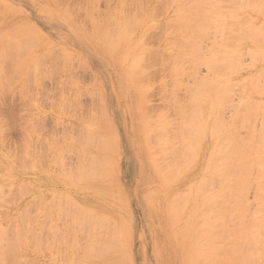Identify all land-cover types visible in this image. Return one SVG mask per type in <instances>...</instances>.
Listing matches in <instances>:
<instances>
[{
	"label": "rangeland",
	"instance_id": "rangeland-1",
	"mask_svg": "<svg viewBox=\"0 0 264 264\" xmlns=\"http://www.w3.org/2000/svg\"><path fill=\"white\" fill-rule=\"evenodd\" d=\"M53 1L54 0H27L26 1L27 4H25V7H23L20 3L15 2V0H0V122H3L4 120L9 121V122H17V125L19 126V127L17 126L16 129H12V130L0 128V138L4 136V133H6V136L8 135V133L19 135L21 137V139L19 140V142H17L16 144H14L12 146L11 152L14 154H20L22 156L21 157L22 162H24L25 165H27L28 162L33 164L32 166H30V169H28V170H31L33 173H34V171L39 170V172L41 171L40 174H42V175H48V174L54 175L56 180H57V183L59 182L62 184V186H59L53 192L47 193L46 196H44V194H41L38 198H36L38 200H35L33 203L34 205H35V203L37 205L39 203L36 215L38 217L45 218V220L43 222H48L47 224H44V225L40 224L38 226V228H39V231H38L39 232V244H40L39 254H42V252L45 254L46 253L45 251H47V256H49V259H50L49 264H79V263L80 264H103V262H106V261L107 262L104 264H122L123 262H125L126 264H129L131 257L133 260V264H189L190 262H191L190 264H193L192 263V262H194L193 260H195V259L197 260V258H200V257H198L199 255H202L201 257H203L202 258L203 260L198 259L197 261H195V264H198L196 262H199V263L201 262L202 264H203V262L209 263L211 261H208V259L212 260L213 257H215V260L212 261L213 263L217 262V264L218 263L219 264L220 263L225 264L223 261L227 258L226 264H233L231 258H233L235 255H237L236 251L235 252L232 251L236 248V247H234L235 244L238 247L237 243H239V244L241 243L242 245L240 244L241 246L240 245L239 246L242 247V246H244L243 245L244 241L247 244L250 241H252L251 243H253L255 241L254 243L255 244L257 243V245H258L257 248H259V246L262 245V243L258 237L259 234L255 235V233L253 234L252 232L249 234V231H252V229H253L254 232H257L254 229L255 224H250V223H252V221H253L251 219L252 218L254 219L253 214L258 212V210H257L258 206L256 203H258V201L259 202L262 201L264 203V196L261 195V194L264 195V190L260 189V188L263 189V187H261V186H264V177H263L264 169L262 170V168L264 167V157H263V155H264V153H263L264 152V149H263L264 148V136L263 135H264V133L262 132V130H263L262 128L264 125H261V123H262L261 121L264 120V115L261 114V112L264 114V109L262 106V105H264V0H216V1L214 0L213 1L214 6H212V4H209V5H211V7H208L209 6L208 3L210 1V0H208L207 5H206V2H205V4L202 2L204 4V6H202V4H201V6L196 5L195 6L196 8L198 7L200 9V11L203 9L204 12L208 11L207 8H210L209 11L211 13L209 11L206 12L207 15H209V17H210V14L213 15L215 12V15H213L214 17L211 16L210 21H209V18H205V17L203 19H201L204 22L206 21V23L209 22V25H210V23L212 25H213V23H215L214 25L216 26V28H214L215 27L214 25L213 26L211 25L212 26L211 27L207 23L208 28L206 26H203L204 27L203 30L201 29L203 27L200 28L203 31V32H201L202 37H203V35L204 36L209 35V34L213 35V33H211L212 29H215V31H216L215 35L211 36V37H213L214 40L210 39L209 41H211V42H209L207 40V37H205L206 39L204 41L201 39L203 41L202 45H201V41L199 40L200 38H202L200 35L196 34L199 36L198 40H196L197 38L193 40V38H191V37H194V38L196 37L195 33L200 31L199 29H197L198 28L197 26L198 25L200 26V24L203 25V22L200 19H197V21L200 20V22L198 23L197 26L195 25L196 22L193 25L192 24L190 25L189 22H191L192 20H190L189 18L191 17L190 14L192 15V12L196 13V16H197L198 13L201 14V12H203V11L197 12L196 10H194L193 9L194 5H192V3L188 4L187 6L181 7V5L179 3L183 2L184 0H181V1L176 0V1H178V2H176V4H175V0H173V4H171V6H169V7L167 5V2L169 0H167V1H165V0H141L140 1L139 0L140 2L138 0H130V2H128L129 0H112V1L111 0H107V1L106 0H82V1L77 0V2H76V0H61V2L59 0H58L59 2L57 0H55L58 3L55 1L53 2ZM83 1H85V3ZM98 1H100V2H98ZM132 1H134L133 2L134 6L131 4ZM186 1L184 3H186ZM196 1L199 2L202 0H199V1L195 0V2H193V4H195ZM205 1H207V0H205ZM80 2H81L83 7L82 6L79 7L78 3L80 4ZM190 2H191V0L189 1V3ZM68 3L72 4L73 6H71ZM74 3L76 5H74ZM139 3H141V6L138 5ZM164 3H166V4H164ZM177 3L179 4V7H180V8L178 7L180 9V10L178 9V11H177V6H178ZM83 4H85V5H83ZM104 4H105V6H104ZM136 4L140 8L137 7ZM196 4H198V3H196ZM68 5L71 7H69ZM165 5H167V6L165 7ZM75 6H77L76 8L78 9V11L75 8ZM190 7H192V10H194V11L191 12ZM86 8H87V10H86ZM187 8H189L190 10ZM211 8L213 9V14H212ZM79 9H82L81 11H83L84 13L79 12L80 11ZM136 9L137 10L140 9L139 14L142 13V14H140L142 16H140L137 13L139 10L137 11ZM175 9H176V11L173 13L172 11ZM186 9L190 11L189 14L187 13L189 11L186 12L187 14L185 12H184L185 14L184 13L180 14V12H183ZM58 10H60L61 12ZM84 10L88 13H86ZM62 11H64V12L62 13ZM98 11H100V12H98ZM101 12H104L103 15L101 14ZM161 12H163L164 14L163 13L161 14ZM65 13L68 15H66ZM86 14L87 15L89 14L88 17L86 16ZM177 14H178V16H177ZM179 14H180V16H179ZM200 14L198 15V17H200ZM205 14H203V16H206ZM64 15H66V16L64 17ZM153 15L154 16L157 15V17H154ZM185 15H187V16H185ZM188 15L190 17H188ZM76 16H77V18H76ZM81 16H82V18L84 17V19H82ZM111 16L113 19L111 18ZM182 16H184L185 19L183 18L182 20H180L181 18H179V17H182ZM126 17H127V19H125ZM193 17H195V15ZM212 18L214 19L213 21H212ZM37 19H39V21L41 20V21L46 22L47 25L50 27H53L52 24L56 25V29H58V31L56 32L55 29H53V31L51 30L52 32H56V36L53 37L52 35H48V33L43 28L40 29L35 24V22H37ZM176 19H178L180 22L185 23L184 28L186 25L188 26V24H189L187 29L186 28L184 29L183 27L181 28L183 23L181 24V26L176 24V25H178V27H175L176 25H174V24L178 22V20H176ZM194 19L195 20H193V21H196V18H194ZM75 20H77V21H75ZM126 20H127V22H126L127 24L128 23L130 24L133 21H135L136 26L134 23H133L134 25L132 24L133 27L135 26V28H132L133 31L131 30V28L129 30L130 26H126L127 24H124L125 23L124 21H126ZM173 20L175 21V23ZM112 21H113V23H112ZM166 22H169V23H166ZM191 23H193V22H191ZM206 23H204V24H206ZM223 23L228 27H226ZM121 24H122V26H121ZM162 24H163V26H162ZM118 26H119V28H118ZM161 26L162 27L165 26L164 29ZM27 27H29V28L26 29ZM89 27H90V29H89ZM123 27H125V28H123ZM220 27H222V29ZM95 28H96V30H95ZM160 28H162V29H160ZM23 29H24V31H23ZM190 29H192V30H190ZM194 29H196V30H194ZM83 30L85 32H83ZM119 30H120V32H119ZM126 30L131 31V33L129 31H126ZM166 30H168V33H165V32H167ZM207 30L208 31L210 30V31L208 32ZM221 30H222V33H221ZM71 31L78 33V37L75 34H73ZM19 32H20V34H19ZM125 32H129V35H130V36L128 35L129 38L127 37V35H125ZM17 33H18V35H16ZM22 33H24V34H22ZM120 33H121V35H120L121 37L119 36V38H120L119 39L117 36ZM122 33H124V34H122ZM188 33H190V34L188 35ZM34 34H36V35H34ZM164 34H166V35L164 36ZM199 34H200V32H199ZM240 34L242 35V37H240L241 36ZM250 34H251V36L249 37ZM12 35H13V37H12ZM37 35H39V37H41V38H38ZM124 37H126V38H124ZM24 38H25V40H24ZM160 38L162 39L161 41H160ZM46 39H48V40H46ZM63 39H67V40H63ZM84 39L87 40L88 42H90L91 43L90 45L94 49H96L97 51L100 52L99 61L97 59H92L91 57L85 56L86 58L92 59V60H88V59H85L83 57V55L79 56V54H77L78 48L76 46H74V44L72 42L77 40L78 43L80 42L82 44L85 42ZM110 39H112L111 43L109 42V41H111ZM118 39H119V41H118ZM186 39L188 42L191 41V43L189 44L187 41H184ZM237 39H239V40H237ZM240 39H243V40H240ZM22 40H24L26 43ZM142 40H143V42H142ZM206 40H207V42H206ZM258 40H259V42H258ZM27 41H28V43H27ZM33 41H34V43H33ZM11 42H13V43H11ZM96 42L99 46L96 44ZM113 42H116V43H113ZM184 42H186L189 46H191V45L193 46V45L197 44L196 46H199V48L196 46H194V47L198 48L197 49L198 51L199 50L204 51V49L207 47L206 50L207 49L208 50L207 51L205 50V51L207 53L209 52L208 55L210 53L214 54L213 56H212V54L209 55V56H212V60H214L212 62V64H211V61L208 60V59L211 60V57H208V56H207V58L204 57L205 55H207L206 52H205L206 53L205 55H202V57L204 59L203 62H205V63L201 62L202 58H200L201 57L200 56L201 51H200L198 57L201 60L199 59V60H195V61H199L200 64H202V65L199 64L200 70H199V66H194L197 69V70L196 69L194 70L193 65H196L197 63L196 62L194 63L193 59L189 55L192 56L191 53L196 55V53H198V52L196 51L195 48H193V49L191 48L192 50L190 48H187L190 50L183 48V47L187 46L186 44L184 45ZM193 42H194V44H192ZM14 43H15V45L16 44L17 45L15 46ZM43 43H45V44H43ZM209 43H210V46H212V44L214 43L215 47L218 48V50H216V48L214 47L215 49H213V50H215V53L212 52L213 51L212 47H211V49L208 48ZM11 44H13L15 46V47L13 46V48H15L16 50H18L22 53H19L16 50L13 51L11 49V47L9 48V45L11 46ZM141 44H143V45H141ZM7 45H8V47H7ZM110 45H112V46L114 45L115 47L113 46V47H110V49H109L108 46H110ZM18 46H20L19 47L20 50H19V48L17 49ZM31 46H32V48H31ZM178 46H180V47H178ZM203 46H205V48ZM219 46H221V47H219ZM4 49L6 50V52L8 50H10V51H8L10 55L7 56V58H6V54H8V52L6 53ZM66 49L68 51H70V53ZM108 49L110 52L108 51ZM247 49L249 51L251 50V52L246 51ZM51 50H54L56 53L55 52L53 53V51L51 52ZM194 50L196 51V53ZM45 51H47V52H45ZM58 51H59V53H58ZM222 51H223V53H222ZM187 52H191V53L188 54ZM217 52H220V53L217 54ZM60 53H62V54H60ZM13 54H15V55L17 54V56H14ZM25 54H26V56H25ZM57 54L60 56H58ZM64 54H65V58H64ZM136 54H138V55H136ZM167 54L171 55V58H170V56H169V58H167L168 57ZM175 54L178 56V57L176 56L178 58L177 60L175 59ZM181 54H183V56ZM202 54H204V53H202ZM225 54H228V55L226 56ZM229 54H230V57H229ZM54 55H57L58 57L55 56L53 58ZM67 55H69L71 57V59ZM194 56H192V57H194ZM219 56H221V57L223 56L222 59ZM1 57L2 58L4 57L3 60ZM14 57L18 58L17 61L14 60V59H16ZM137 57H138L139 61L135 62V60H134L135 63L132 62V60L135 58L137 59ZM224 57H225V59H223ZM260 57H262V59ZM27 58H28V60H27ZM240 58L241 59L243 58V59L241 60ZM5 59L6 60L8 59L9 61L11 59L12 60L9 63V61L5 62L4 61ZM205 59H207L206 61H208V63L205 61ZM235 59H236V61H235ZM239 59L241 61H239ZM259 59H261V60H259ZM41 60H43V62ZM172 60H173V62H172ZM174 60L176 61V63L174 62ZM190 60H192V61H190ZM218 60H220V61H218ZM54 61H56V62H54ZM82 61H84V62H82ZM122 61L126 62V63L122 64L123 63ZM177 61H179V62H177ZM186 61L187 62L189 61V62L187 63ZM44 62L46 64L41 65ZM53 62H54V64H53ZM94 62H97V66H95L97 73L102 70L103 65L105 67H107V69H108L109 75L106 76V78H107L106 87L104 86L102 81L96 76V74L89 67L90 64L94 63ZM131 62L134 63L133 66L139 67L138 69L136 67V69L138 71L135 70V72H134L135 67H132L133 69L129 68V66L131 67V64H132ZM138 62H139V65H137ZM80 63H82V64H80ZM129 63H130V65H128ZM227 63H229V64H227ZM37 64H39V66L41 65L42 67L41 66L39 67ZM172 64L175 66H177L179 64L181 67L178 65L179 68H175V66H173ZM206 64H209V65L206 66ZM213 64H215V65H213ZM23 65H25V66H23ZM30 65H31V68H29ZM121 65H123V66L121 67ZM203 65H205V67H203ZM229 65H230V67H229ZM34 66H36L37 68L35 69ZM80 66H81V68H80ZM187 66L190 69L189 68L186 69ZM212 66H214L217 71L222 69L221 70L222 72L226 71L229 73L228 74L225 72L224 75L221 76V74H220L221 71H219V72L216 71L218 73V74L216 73L217 74L216 76L220 75L219 77H223V78L226 77V79L228 78V81H226V82L223 81V83L219 82L216 85L219 86L218 87L219 89L223 88L222 90H227V89H225L226 88L225 86L223 87V85L225 83H229V86L227 84H226V86H227V88H231V89H229L231 91L228 92V90H227V92L223 91V93H225V92L228 94L232 93V96H230L231 99L229 98V95H227V94L222 93V95H225V97H228L230 99L229 102L233 101L232 103H235V107H234V104L232 105V107H231L230 103L227 105V103L224 100V96H223V98L221 97L222 95L220 96L221 98L219 97V99H220V101H219V99L216 98V95L218 96L217 93L214 96L218 100H216L213 96L212 97L217 102H221L223 100L222 105L225 104L224 106H222L220 103H219V105H220L219 106L216 101L214 102V99L209 97V95H208L209 93L207 94L206 92H204V93H206L205 97L208 96V97H206L208 99H206V98L204 99L199 94L200 90L199 91H198V89L192 90L191 86L194 87V86L199 84V81H198L199 77L198 76L203 75L204 78H206L205 80H207V79L210 80L209 78L213 79L214 77H216L214 75L215 72L213 74L214 76H212V74H211V72H212L211 70H213V69H210V68H212ZM171 67L173 70L171 69ZM206 67H209L208 69H210V73L205 72V70H207ZM128 68L130 69L129 73L127 72ZM31 69H32V71L34 70V72H32ZM168 69H171L173 72L171 70H168ZM175 69H176V71H174ZM179 70H182V71L185 70V71L180 73ZM193 70L196 72H194ZM169 71H171V73ZM9 72L11 74H9ZM35 72H36V74H35ZM132 72H134L135 74ZM208 72H209V70H208ZM70 73L71 74L73 73V74L71 75ZM155 73H156V75H155ZM173 73H174V75H173ZM192 73L195 74V76H194L195 78L192 77L193 76ZM132 74H133V77H132ZM175 74H177V77L175 76ZM206 74H208V75H206ZM69 75L71 77H69ZM138 75H141V76H138ZM2 76H4V77H2ZM203 76H202V79L204 80ZM75 77L78 79H76ZM131 77L133 78V80ZM137 77H138V80H136ZM69 78L71 79V82H70ZM196 78H197L198 84H196ZM223 78H221V80ZM254 78H255V80H254ZM5 79H6V81H5ZM94 79H96V80H94ZM215 79L216 78H214L213 80H215ZM153 80H155V81H153ZM246 80L248 83L246 82ZM252 80L255 82H253ZM136 81L139 82V85L137 84ZM192 81L194 82V84ZM218 81H219V79H217V81L215 80V82H218ZM231 82H232V84H231ZM243 82L244 83L246 82L245 87H241L244 84ZM256 82H257V85H256ZM83 84L86 86H84ZM200 84H202V83L200 82ZM240 84H241V86L239 87ZM198 86H199V88L202 89V85H198ZM256 86H257V89H256ZM177 87H178V89H177ZM196 87H195V89H196ZM187 88H188V91H187ZM166 89H168L169 91H167ZM189 89H190V91L192 90L193 93L190 92L191 93L190 94ZM232 89H233V91H232ZM106 90H107V94H106ZM171 90H172V92H170ZM177 90L179 92H176ZM255 90L256 91L259 90V91L256 92ZM161 91H162V93H161ZM194 91L198 92L200 99L203 98L205 100L204 101L205 106L203 105V103H204L203 102V103H200V105H202L200 107H203V106L206 107L207 106L208 110H209L210 106L208 103H206V101L208 102V100L210 102L212 101L213 104L215 103V106H217V107L211 106V108L212 109L214 108V109L212 110L213 112L210 110L212 112V113H210V114H212V117H209L207 123H205L207 125H205L204 123H203L204 124L203 125L201 122V120L203 119V116H202V109L203 108L198 109L200 116L198 115L199 113L197 112V115H198L200 121L196 117L191 118V120H190V121H192V119L197 120L196 128H194V129H197V127L199 129V127H200V131H198V129L196 130V131H198L197 133L199 134L203 130L205 133L204 134L205 136L202 135V133H201L200 136H204V138H200V137H197L199 135L194 133L195 134V136L193 134L194 138L191 137V135H189V137L191 138V140L193 139V141H194V139H196L199 144L201 142H203L204 144L202 143L201 146H199V144H197V142H195V141H194V144H192V142L188 141L189 143L187 142L186 143L187 145L192 144L191 146H189L190 148L187 145L186 146L183 145V147L188 148L189 153L192 152L190 154L191 156H193V153L195 156L198 155V159H194L192 161L191 158H189L190 157L189 153H187L188 150L182 149V151L183 150L187 151V152L183 151V155H182V153L180 154V155H182V156H180V158L182 157L181 159H183V161L180 160L179 158L178 159L180 161L177 158H175L176 160L174 159V162H172V164H170L171 163L170 161L173 159V158L171 159V156L172 157H178L179 156L178 154L181 152L182 145L179 146V149H177L178 145H180L181 143L184 144L183 140L181 139L182 138L181 133H187V132H184V129L186 128V126L184 127L181 125L182 127H184L183 131H182V128H181V130L178 129V127H180L178 124L182 123L184 125L185 124L184 122L186 120H188V122H187V124H188L190 122L189 119H190L191 114L193 117L196 115L195 113L197 110L194 109L195 112H193V113L191 112V111H193L192 109L194 107L196 108L198 106L197 105L198 103H196V106L194 105V103H192L193 101L197 102L196 100H192V99H194V98L199 99L197 96L198 95L197 93H195V94H197L196 95L197 97L194 95ZM72 92H73V95H72ZM139 93H141V95ZM172 94L175 95V97H177V99L175 97H173ZM176 94H178V95H176ZM189 94H190V96L192 94H193L192 96H194V98H192V96H191L192 99H190V100H192V102H191L192 104H188L190 101L188 99ZM202 94H203V92H202ZM219 94H221V92H219ZM256 94H258V95H256ZM182 95H184V96H182ZM210 95H212V94H210ZM61 97H62V99H61ZM69 97H71V100L68 99ZM97 97L99 98L98 100H97ZM94 98H96V99H94ZM171 99H173L175 104L178 103L177 108H179V105H183V106L185 105V107L187 108L186 109L185 107L182 106L185 109L183 110V108H182L181 114L179 113V110H178L179 117L177 114H176L177 116H175L176 111H174L175 110L174 108L176 106H175V104H172L173 101ZM61 100H62V102H59ZM93 100L95 102L99 101L100 104H99V102H96L95 103L96 105H95ZM148 100L149 101L151 100V101L149 102ZM66 101H67V103L69 101L70 102L67 104ZM226 101L228 102V99ZM241 101H242L243 106L241 104ZM85 102L88 104V106ZM179 102H181V103H179ZM60 103H63V105H65V106H63ZM170 103H171V106H170ZM236 103H238V104H236ZM246 103H247V107H246ZM256 103L257 104L259 103V105L262 106L263 111H262L261 107L259 105H257ZM53 105H54V107H53ZM60 105H61V107H60ZM66 105L69 106L70 111L68 110V107ZM91 105L92 106L94 105L93 108ZM146 105H148L147 106V109L149 108L148 110L145 109ZM150 105L152 106V108ZM188 105H190V106H188ZM210 105H212V104H210ZM236 105H241L242 107L241 106L238 107ZM249 105L250 106L252 105V106L250 107ZM226 107H228V108L231 107V108H230V110L227 111L228 108H226ZM237 107L239 109L242 108V111L239 110ZM257 107L259 108L258 110H257ZM150 108L152 109V112L149 111V110H151ZM189 108L191 111L187 112V110ZM219 108H221V110H224L225 112L220 110L221 112L217 113L219 116L218 119L221 120L223 117L224 121L225 120L229 121L227 124L223 120H221L220 122L221 123L224 122L226 127L224 126V123H223L222 124V126H224L223 129L225 130V128H226L227 130H230V132H227V130L224 131L222 129V131H224V132L221 133L222 132L221 129H220L221 132L219 131V129L217 130V128L219 127L218 125L221 124V123H219L218 119H217L218 121L215 120L217 122L214 121V123H216L217 128H215L216 126L214 125L215 127L213 126V131L211 129L213 119H215L214 117L216 115V112H218L217 110ZM235 108H237V109H235ZM253 108L256 110H253ZM94 109H96V112ZM143 109H145L147 111H145V110L143 111ZM204 109H206V108H204ZM249 109H251V111ZM100 110H101V113H100ZM234 110H236L235 111V112H237L236 114H235ZM102 111H103V113H102ZM171 111H173L174 114H172ZM185 111L187 113L183 114V113H185ZM146 112H149V113H146ZM153 112H155V113H153ZM180 112H181V109H180ZM190 112H191V114H189ZM222 112L225 113V116L228 115L229 117L227 116L225 118V116L221 114ZM239 112H240V115H239ZM244 112H245V114H244ZM206 113H207V110H206ZM156 114H158V117ZM163 114H164V116H163ZM188 114H189V116H188ZM207 114H206V118L208 116ZM184 115H187V118H189V119H186V117ZM204 115H205V113H204ZM236 115H237V117L239 116L238 120H236L237 119ZM85 116H87L88 118ZM246 116H247V119L245 118ZM182 117H183V119H182ZM235 117H236V119H235ZM146 118H148V119L150 118L149 120H152V121H149ZM155 118H157V119H155ZM184 118L186 119L185 121H184ZM262 118H263V120H261ZM179 119H180V122L182 120L181 123L178 122ZM229 119L231 120V122ZM92 120H94V121H92ZM100 120L102 122L104 120V122L106 121L108 123L99 124L98 122ZM147 120H148V122H147ZM234 120H236L237 122ZM109 121L111 122L112 125L109 124L110 123ZM143 121H145V122H143ZM195 121H194V123H195ZM198 121H199L200 126H199V124L197 126ZM202 121L204 122V120H202ZM205 122H206V120H205ZM234 122H235V124H234ZM153 123H155V124H153ZM194 123L191 124V126H194L195 125ZM237 123L238 124L240 123V124L238 125ZM147 124L149 125L150 128L148 126H146ZM168 124H171V125H168ZM236 124H237V126H236ZM84 125L86 127H84ZM93 125H95L96 128ZM240 125H241V127H240ZM87 126H90V127L88 128ZM169 126L172 127V129ZM174 126L176 127L177 131L175 130ZM188 126H190V125L188 124ZM201 126H204V127L207 126L206 131L203 129L204 127H201ZM232 126H234V128H232ZM163 127H165L164 130L161 129ZM166 127L169 128L170 131H172L173 133L170 132ZM229 127L231 129H229ZM93 128H94V130H92ZM155 128H158V129L153 130ZM173 128H174V130H173ZM214 128L216 129V132L219 131L220 133L219 132L215 133ZM260 128L262 130H260ZM234 129H235V131H234ZM237 129H238V131H237ZM61 130H62V132H61ZM185 130L187 131V128ZM191 130H193V128H190V129L188 128L187 134H189ZM65 131L67 132V134L64 133ZM175 131H176L177 135L174 134ZM193 131L196 132L195 130H193ZM193 131H191V132L193 133ZM211 131L214 132L215 136H217V135L218 136L215 137V136H213L214 134L211 136L210 135V134H212ZM89 132H90V134L92 133L90 136H88ZM155 132L161 133L160 135H158V133H157V135L160 137V139L158 136H157V138H155V136H156V135H154ZM162 132H164V133H162ZM237 132H239V133L237 134ZM79 133H81L82 136L84 134L87 135L86 141L84 140L85 135L82 137ZM100 133L102 135H100ZM228 133L229 134L230 133L236 134V135H233V137L236 136L234 138L237 140H240V143L235 139L233 141V139H231V138H233L232 134H230V136H229ZM65 134H66V136H64ZM151 134L154 135L153 137H154L155 143L153 142V139H151V138H153V137H151L152 136ZM172 134H173V136H172ZM258 134L259 135L263 134V135L259 137ZM105 135H106V137L108 136L109 138L106 139ZM111 135L114 137L117 135L116 136L117 140H115ZM147 135H151V136H149L151 138H146ZM183 135L185 136V138H187L185 134H183ZM237 135H239V136H237ZM98 136L101 137V140ZM102 136L107 141L109 139L113 138L114 140L113 141L111 140V141L114 142L115 144L111 143V141L107 143L105 140H103ZM121 136H123V141H122ZM176 136H178L177 140L173 139V137L176 138ZM92 137H94V140H90V141H92L91 143L88 142L87 138L89 140ZM169 137L172 139H170ZM179 137H181V138H179ZM208 137L210 138V140H208L209 139ZM164 138H165L166 143L163 142ZM185 138H184V140L187 141V139H185ZM221 138L222 139L227 138L228 141L227 142H224L226 140L220 141L219 139H221ZM150 139L153 142L152 145H150L151 144ZM168 139H170V140H168ZM178 139H180V140H178ZM202 139H204L205 141L204 140L202 141ZM102 140L104 141L103 143H102ZM148 140H149V142H148L149 145L146 144ZM188 140H190V139L188 138ZM218 140H219L220 144H219V147H217L218 145L216 147H217V151L219 150V152H218L219 155L228 151L227 149H229V150L231 149L228 152L233 153V155L237 157L236 152H235V148L236 147L238 148V146H239L242 149L243 146L245 148V145L248 147V145L250 144L252 146V147H249L251 149V151H250V149L248 150L247 148H246L247 152L240 151L241 150L240 148H238V149L236 148V150H238L237 153L239 151L242 152L243 154L246 153L244 155L245 159H244L243 155H242L243 158L241 157L242 153L238 155L239 158L242 159V161L246 160L245 163L242 162L239 158L235 157L236 160L239 159L241 162L237 161L238 164L240 163V166L237 163L236 164L234 163L236 165V167L239 166L237 169L232 163V162H235V159H233L234 161H232L231 163H232V167L234 166V168H235L234 169V168H231L229 166V165H231V164H229L230 162H228V159H230V153H229V155H226V156H229V158L226 157L227 160L225 159L227 161V164H229V165H227L228 167L224 164L225 160L223 161L222 158L218 156V154L215 153L216 156H214V152H211V153H213V154H211L210 150L214 147L213 145H216L219 143ZM252 140H253V142L251 143L250 141H252ZM93 141H94V144H93ZM100 141H101L102 145H104L103 148L101 147V144L99 143ZM160 141L162 144L159 143ZM2 142H3V140L0 139V154H1L2 149H3V143ZM105 142H106V144H104ZM178 142H181V143H178ZM86 143H87V146H86ZM173 143L177 144V145H174ZM195 143L197 144L196 146H198V149L195 148L196 147ZM222 144L226 145V147L228 146V148L226 149V147H225V149H224V146ZM235 144H237L238 146L237 145L235 146ZM82 145H84L85 147H82ZM105 145L107 148H105V150H104ZM208 146H210V147H208ZM52 147H53V149H52ZM67 147H69V148H67ZM170 147H171V149H170ZM199 147H200V152H198ZM222 147H223V149H222ZM160 148H163V149H160ZM164 148H165V150H164ZM166 148H168V149H166ZM206 148H208L209 150ZM65 149H66V152H63ZM68 149L70 150V152ZM190 149L191 150L194 149V150L190 151ZM201 149H202V151H201ZM204 149H205V151H204ZM221 149L223 151L220 152ZM233 149H234V152H232ZM252 149L257 154V157H255L256 154L253 152ZM261 149H262L261 154L258 155V153H260V152L257 153V151L258 150L260 151ZM88 150H90V151L93 150L95 153L93 151L91 152L92 154L90 153V151L87 153ZM151 150H152V154L150 153ZM160 150H162L161 153L159 152ZM173 150H176V151L179 150V152L176 153ZM214 150H216V149H214ZM224 150H226V151H224ZM154 151H155V154L153 153ZM165 151H166V153H165ZM100 152H102V153H100ZM251 152H253V153L250 154ZM82 153H84V155ZM195 153H198V154L196 155ZM208 153L213 155V157L211 155L209 157ZM70 154H72V155L70 156ZM93 154L96 156V158H95L96 160H100V163H99V161L97 162L96 160H94V161H96L95 163L97 165H98V163L100 164L99 167L96 166L98 168L97 171L101 167V169H100L101 172L100 171H98L99 173L95 172L97 174V177H96V175H94L95 173H93L91 177L88 176L91 174V172L88 171V169L91 168V166L89 164L93 165V163L91 162L92 159H90V158H92ZM225 154H228V153H225ZM45 156H46V158H45ZM86 156H89V157H86ZM183 156L186 158V160H189V164L187 161L188 165L185 163ZM204 156H206V157L204 158ZM234 156H232V157H234ZM247 156H249L250 158H246ZM44 158L46 161L43 162ZM68 158H69V160L71 158V160H70L71 162H69ZM93 158H94V156H93ZM159 158H160V160H159ZM206 158L207 159L209 158V159L207 160ZM215 158H216V160H213ZM102 159H103V161H102ZM247 159L251 160V161L249 162ZM56 160L59 162V164ZM190 160L193 162V164H190ZM252 160H254V161H252ZM36 161H38L39 163L37 164ZM212 161H213V164L215 161L214 166L211 165ZM229 161H231V159ZM107 162H110L111 165H109ZM167 162H168L167 165H169V164L170 165H169V167L166 168ZM178 162H179V164L181 163L182 173H181V170L179 167L180 165L177 168H175L176 166L174 164H178ZM210 162H211V164H210ZM248 162L251 164V166H253L254 164L255 165L253 167L248 166L249 165ZM101 163H103V164H101ZM184 163H185V166H184ZM256 163H257V166H256ZM259 163H261L260 164L261 166L259 165ZM35 164H37V165H35ZM71 164H72V168H71ZM43 165H45V166H43ZM122 165H123V167H122ZM36 166H37V168H36ZM83 166H87V167L82 168ZM113 166H115V168H114L115 170L113 169ZM172 166H175L174 168H175V170L177 169V172H178V170H180L178 174H177V172L175 174L180 176L179 174L181 173L182 177H178L177 175L175 177H173V174H172L173 172H171V173L169 172L170 170L173 171L174 168L172 169ZM93 167H94V165H93ZM184 167H185V169H184ZM206 167H207V169H206L207 173H209L211 171L209 173L210 175H208L207 173H204L203 170H205L204 168H206ZM208 167H211V168H209V170H208ZM225 167H226V169H229V167H230L231 170L234 169V171L237 169V171H235L236 173L234 172L235 175L238 172L237 176H235L232 173V177L234 176L235 181H232L233 183L231 181H229L232 178V177H230L228 182H231V183H229V185L227 183L226 184L228 185V187H230V185H232V184L238 186L239 190H237L238 188L235 189V187H237V186L234 187L232 185L230 187V189H232V187L234 188L233 189L234 191H231V192H233V194H234V192L235 193L238 192L239 194H242L240 192V190L244 191L243 193L245 196L244 197L241 196V197L244 198L245 201H243V200L240 201V198H239L240 195L238 196V194H236L238 196L237 197L238 200H236L237 202L234 201L235 203L231 202L232 204L230 205V210L237 209L238 211L235 210L236 212L234 211L235 213L232 214L233 216H231V215H230V217L227 216L229 218H226V215H228L229 213L224 215L225 218L223 216L222 217L223 219L221 220L218 217H215V215L218 213L217 210H219L220 204H218V203H220L219 202L220 200H218L219 199L217 196L218 193H217V195H214V194L216 192H220L221 185L224 183V181L220 180L223 178L219 179L218 176L220 177L219 173L221 170H224ZM244 167L245 168L251 167V168L248 171V169L243 170L242 168H244ZM85 168H86L87 172L84 170ZM106 169H108V171H111L112 173L109 172L110 174H108V171ZM214 169H217V170L214 171ZM82 170L84 171V173H87V174H88V172H90V174H88V175L86 174L87 177H89L88 179L87 178L83 179L84 177H86V175L83 174V172L81 173ZM91 170L96 171V168L95 167L91 168ZM175 170H174V172H175ZM231 170H230V172H232ZM241 170H243L242 173H244V171H246V173H248L247 175L250 176L249 180H248L249 176H247L246 173L242 174ZM72 171H73V173H72ZM183 172H184V174H183ZM202 172H203V174H202ZM1 173H2V167H1V161H0V177L3 176V173L2 174ZM68 174H70V175H68ZM80 174H82L84 176H81ZM98 174L100 176H98ZM206 174L208 175V177L205 178L204 176ZM216 174H217V176H215ZM106 175H107V177H106ZM110 175H111V178H110ZM160 175L165 177V178L167 177L166 179H170V180H166L163 178L165 180L164 181ZM238 175H239V177L242 175L241 176L242 179H240L238 177ZM244 175H246L247 178L246 177L244 178L243 177ZM78 176H79V178H78ZM80 176H81V178H80ZM101 176H103V177H101ZM211 176H213V179L214 178L218 179V180L215 179V180H217L215 182H214V180H212L214 183H217V182L219 183L220 181H222V183H220V186H219V184H216L217 186H215L216 187L215 190H213V184L214 183L213 184L210 183L212 186V188H210L211 189V191H210V190H207L204 185H206L209 182L208 181L209 179L211 180V178H210ZM65 177H67V178H65ZM108 177L110 178V180ZM192 177H194V179H191ZM198 179H200V180H198ZM259 179H261V180H259ZM201 180H202V182L198 183ZM242 180H243L245 186L243 184H241ZM103 181H104V184H103ZM176 181H178V182H176ZM205 181H208V182L206 183ZM212 181H210V182H212ZM166 182H167V184H166ZM204 182H205V184L203 185ZM163 183L166 184L167 186L163 185ZM190 183L194 184V185L192 186ZM197 183L199 184V187H198ZM246 183L249 185H247ZM171 184H172V186H171ZM188 184H189V186H188ZM104 185H106V186H104ZM168 185H170V186H168ZM200 185H202L206 189L205 192H204V190H201L202 188L200 187ZM259 186H260V188H259ZM196 187H198L197 193L195 192ZM11 188H14V190ZM79 188H81V189H79ZM113 188L115 190H112ZM185 188H186V190H185ZM189 188L191 189V191H188V190H190ZM8 189H10V190H8ZM173 189H175V190H173ZM183 189L187 192L186 195L184 194L185 196L190 195V196H188V200H189L188 203L186 200L187 197L185 200H181L182 198L184 199V197L182 195ZM6 190H8V192H6ZM24 190H26V189L23 188L21 190L20 186H17V185L15 187L13 185L7 186L6 189H4V187L0 186V192H1L0 193V210H3L4 206H6L7 208L8 207L10 208V206H12L10 209H13L14 207L18 206L20 198H25L26 196L30 195L29 192H31V191L26 190V192H27L26 193ZM99 190H100V192H99ZM199 190H200V192H199ZM12 191L15 194H13ZM207 191H209V192L207 193ZM258 191H259V193H258ZM24 192H25V195H24ZM110 192L112 194L113 193H115V194H113L112 196H108V195H111ZM78 193H79V195H78ZM81 193H82V195H81ZM105 193L108 195H106ZM194 193H196L197 197L195 196ZM12 194L15 196L14 197L10 196ZM20 194H22V195H20ZM176 194H178V195H176ZM205 194H208V195H206V198H205V196H203ZM257 194H259V195H257ZM18 195H20V197H18ZM103 195H105V196H103ZM180 195L182 196V198L180 197ZM210 195H211V197H210ZM256 195H257V197H256ZM90 196H92V197L94 196L95 199L93 197V198H91L92 199L91 200ZM202 196L204 197V199ZM258 196H260V197H258ZM73 197H75V199ZM173 197L176 199L178 197H180V198H178V201L180 203H178L177 200H176L177 202H174ZM201 197H202V199H201ZM214 197L218 198L217 199L218 202L214 203L216 206L213 205V203H212V205H210V206L211 207L213 206V208H211L209 206V204L207 205V202H205V200H207V199L209 200L210 198L214 199ZM245 197H246V199H245ZM56 198H58V199H56ZM62 198H63V201H62ZM199 198L201 199L202 202L204 200V202H203L204 204L202 206H200L202 202L199 203V201H200ZM68 199L70 201H67ZM169 199H171V202L172 201L174 202V205L175 204L178 205V204L183 203L182 205H178V206L184 207V205L186 204L185 208L182 207L183 210H181L182 212H180V214L178 213L179 207L178 206L174 207L173 202L172 203L169 202L170 201ZM183 201H185V202H183ZM231 201H232V198H231ZM192 202H193V204H192ZM72 203H74V204H72ZM170 203L173 205V208H175V209H173V208L171 209L172 206ZM246 203H248V208H249V206L252 208V210L249 209V210H251V212L250 211L245 212L244 207H245V205H247ZM76 204L81 205L83 207L85 206V207L83 208L80 206L81 207V211H80L79 206L77 207ZM187 204H188V206H187ZM34 205H33V207H34ZM73 205L77 207V208L74 207V209L76 208V210H77L79 208L77 210L79 212H74L75 213L74 214L71 212V210H69L72 208ZM205 205H206V207L207 206H209V207L205 209L204 208ZM240 205H241V207H240L241 209L239 208ZM242 205L244 206L243 207L244 211L242 210ZM70 206H71V208H70ZM186 206H187V208H186ZM66 207H67V209H66ZM201 207L204 208V210ZM176 208H178V210H177L178 212L174 211V210H176ZM199 208L202 209L201 211L199 210L200 212L198 211ZM245 208H246V210H248L247 206ZM45 209H47V210L45 211ZM64 210H66V212ZM88 210H90L92 212H90ZM172 210L176 213H174ZM184 210H185V212H184ZM212 210H214V211H212ZM233 210H232V212H233ZM241 210L243 211L244 215L240 214L242 212ZM49 211H51V212L48 213ZM63 211H64V215L68 214L69 216L68 215L64 216ZM209 211H211V212H209ZM86 212L87 213L90 212L92 214L88 213V214H90V215H88ZM214 212H217V213L215 215H213ZM238 212H240V213H238ZM76 213L77 214L79 213V214L77 215ZM177 213H178V215H177ZM194 213H196L195 217H194ZM32 214H33V212H32ZM44 214H45V217H44ZM46 214H48L47 215L48 217L46 216ZM100 214L105 215V217L104 218L101 217ZM118 214H123L125 217L120 218V217H118ZM204 214H206L207 216L206 215H205L206 217L201 216ZM237 214H240V216L238 215L239 220L237 218L238 216L236 217L237 219L234 218ZM24 215H25L24 219H27L28 221H29V218L32 216L30 214V211L25 212ZM33 215H35V214H33ZM98 215H100V216H98ZM241 215H243V216H241ZM116 216H117V218H116ZM199 216H201V218ZM216 216H218V214ZM49 217H51V219H49ZM70 217L71 218L74 217V218L71 220ZM91 217H92V220H89V218L91 219ZM93 217H94L95 221L93 220ZM208 217H210V218H208ZM214 217H215V220L217 218V221H219V220H221V221H219V224L215 221L216 223H214V224L212 223L210 226L209 223H211V221L214 222V219L211 220V218H214ZM102 218L103 219L106 218L105 220L109 223L105 224L103 222L104 224H101V225L99 224V227L97 226V228H99V231H97L96 228H95V231L92 229L93 232L91 230L85 231L86 226L84 227V225L87 222L89 223L92 221L91 223H92V228H93V225L95 223H97V222L102 223V221H100V220H102ZM193 218H194L193 222H195V224L191 222ZM241 219H243V220L241 221ZM82 220H84V221H82ZM174 220H176V221H174ZM202 220L203 221H206V220L210 221L211 220L210 222L206 221L209 224V226L206 222H203ZM227 220H230V221L228 222ZM66 221H71V222H66ZM93 221H94V223H93ZM110 221H112V223ZM198 221L200 222V224H198V226H197L198 228H195ZM226 221L229 224H227ZM254 221H256V216H255ZM202 222L204 223V225L207 224V226H203ZM91 223H89L90 227L88 229L91 228ZM224 223H226V224L224 225ZM239 223H240V226H238ZM242 223H244L245 225H243ZM58 224L61 227H59ZM73 224L75 227L74 231L71 230V229H73V226H72ZM108 224H110L111 227H112V225H114V229L112 227V231L115 230L114 232L110 231L111 228H110V225H108ZM76 225H78V226H76ZM95 225H97V224H95ZM102 225H104V228L100 229V227H102ZM105 225H107L109 227V228L107 227L109 230L107 228H105L106 227ZM181 225H184V226L181 227ZM199 225H201L202 230L204 228L202 233H199V231L201 229V228L199 229V227H200ZM252 225H253V228L251 227ZM223 226L227 227L226 228L227 230L229 229L228 235L226 234L227 231L225 230V228ZM245 226L246 227L248 226L246 229H248L249 231L245 230ZM249 226L252 229H250ZM15 227H16V233H17L19 226L15 225ZM43 227H45V228H43ZM76 227H78V228L76 229ZM208 227H210V228L207 229ZM55 228L58 230H56ZM119 228L121 231H118ZM176 228L178 230L175 231ZM191 228H192V230H191ZM194 228L196 231H194ZM240 228H241V232H239ZM82 229H84V230H82ZM219 229L223 230V231L220 230L221 232L219 231L222 236H220V237L214 236L216 238V240H215L212 234L215 231H218ZM242 229L245 230V232L247 233V234L243 235V237L244 236L247 237V235H249V236L245 240L240 238L241 242L238 239L239 240V242H238L237 237L241 233H245L244 231H242ZM45 230H47V232ZM52 230H53V232H52ZM79 230H80V232H78ZM100 230H104L106 232L100 231ZM189 230H191V231L189 232ZM224 230L226 232H224ZM89 231H91V233ZM193 231L195 232L194 234H192ZM44 232H46V233L44 234ZM56 232H58V233H56ZM110 232H112V233H110ZM185 232H187V233H185ZM205 232H207L206 234H208V233L209 234L206 236ZM238 232H239V235L237 236ZM105 233H107V234H105ZM197 233H199V234H197ZM220 233H218V234L220 235ZM223 233H225L227 235L226 238H224ZM258 233H259V231H258ZM98 234H100V235L105 234L106 237H104L102 239V236L100 238V235H99V238H98ZM189 234H191V236ZM216 234H217V232H216ZM43 235L45 237L48 236V237H46V239L44 241H43V239H41V237ZM52 235H54V236H52ZM58 235H60L59 236L60 239H59ZM89 235H91V236H89ZM93 235L94 236L97 235V236L93 237ZM107 235H111V236L113 235V237H114L113 239L114 240L116 239L117 241H113V239L111 240V236H109V238H108ZM121 235H122V238H121ZM195 235L196 236L199 235L198 237H200V236L201 237L197 238ZM55 236L58 237V239ZM63 236L64 237L66 236L67 241L66 240L64 241V239H62ZM88 236L90 237V239ZM117 236H120V239ZM186 236L188 237V238H186L187 240L184 238ZM211 236L213 237V239L212 238L210 239ZM241 236H242V234L239 237H241ZM81 237H83V238H81ZM191 237H193V238H191ZM195 238H197L196 239L197 241L195 240ZM206 238H208V239H206ZM217 238H219V240ZM220 238L224 239V241L222 240V242H221ZM51 239H53L54 241ZM80 239L83 241H81ZM94 239H96V240L94 241ZM189 239H192V240L194 239L193 240L194 242L191 240L189 241ZM249 239H251V240L248 242ZM71 240H72V242H70ZM85 240H87V241L85 242ZM110 240H111V242L112 241L113 242L112 243L109 242ZM90 241L93 243L95 242L96 244H97V242L98 243L102 242V243H100L101 244L100 246H102V244H103L104 247L102 246V249H101L100 246L95 245V243L94 244L92 243V245H91V244H89V243H91ZM209 241H211L213 243H211ZM217 241L218 242L220 241V242L218 243ZM236 241H237V243H236ZM108 242L110 244H108ZM187 242H189V245L186 246ZM192 242L196 243V244L194 245ZM73 243H75V244H73ZM80 243H82L83 248L79 246V245H81ZM104 243H107V245H109V246L110 245L114 246L115 248H113V249L116 252L113 251V249H112V251L110 253H112V254L114 253V254L113 255L107 254L109 251L107 250L108 249L107 246L105 247ZM117 243L118 244L120 243L119 245H121V246H119ZM191 243H192V245H191ZM207 243H209V244H207ZM216 243H217V245L220 244V247L222 246L221 244H224V246H222L221 248L218 247L219 249L215 248V247H217ZM76 244H77L79 249L77 247L75 248ZM87 244H89V245H87ZM113 244H117V245H113ZM212 244H215V245L212 246ZM255 244H254V246H257ZM12 245H14V244H12ZM56 245L60 246V247H58L59 249L63 247L62 248L63 250L61 249L62 253L60 252V250L58 252V248ZM69 245H71V247ZM183 245H185L184 246L185 248L182 247ZM196 245H197V247L200 246L202 251L199 248L195 247ZM88 246H90L89 250L84 248V247H88ZM92 246L94 248H95V246L96 247L98 246V249L95 248L96 252H95V249H93L94 253H92V251L90 252ZM247 246L245 244V246H244L245 249H242V248L238 249L239 248L238 247L235 250H239V251L244 250V251H242L243 253L242 252L241 253L244 254V252H245L244 255L247 257V255L252 254L251 251H250V253H248L250 248H248L249 249L248 251L246 250ZM116 247L117 248L119 247V249H116ZM120 247L121 248L124 247V248L120 250ZM211 247H214L215 250H208L209 251L208 252L206 248L210 249ZM233 247H234V249H232ZM248 247H250V245ZM202 248L203 249L205 248V249L203 250ZM225 248H227V251H228L227 253L231 254V252H232V254L229 256H227L228 254L225 255L226 254V251L224 250ZM16 249H18V246L16 247ZM75 249H78V251ZM85 249L87 250L86 253L90 254V255H88V257H90V256H92V258L98 257V258H96V261L93 260L91 257L88 260L85 259L86 257L84 258V256H87L86 253H85L86 255H84V253L82 252V251L85 252L86 251ZM99 249H100V251L101 250L103 251V249L105 250V252L108 251V252H106V254L109 256H106V255L104 256L102 254H100V255L95 254L97 252H100ZM184 249H185L186 253H184L185 252ZM220 249H221V251H220ZM80 250H82V251H80ZM109 250H111V249H109ZM216 250L218 252H220V254L222 253L223 258H224V260L222 262H221L222 255L218 254ZM252 250H254L253 246H252ZM192 251H194V252H192ZM239 251H238V253H239ZM189 252L191 255L189 254ZM210 252L212 253L211 254L212 256H209ZM115 253L116 254L120 253V255L116 256ZM194 253L196 255H193ZM215 253L218 254V256ZM241 253L239 255V257H241V259L237 260L239 258L237 255L236 256L237 259L234 257L233 260L235 261V259H236V261H238V263L240 261L239 264H244L243 262H244L245 256L241 255ZM66 254H67L68 259L66 258ZM94 254L97 256H95ZM205 254H208L209 258H207V256H205ZM126 255H128V256H126ZM224 255L227 257H224ZM110 256H112V257H110ZM187 256H189V257H187ZM204 256H205V258H204ZM219 256H221V257H219ZM71 257H73V258H71ZM123 257H124V260H123ZM216 258H219L221 260L216 259ZM20 260H23V263H24V258L20 259ZM126 260H129V261H126ZM218 260H219V262H218ZM229 260H230V263H229ZM241 260H243V261H241ZM187 261H189V262H187ZM212 262H211V264H212ZM262 262L264 263L263 257H262ZM18 263H21V261L17 262V264ZM28 264H31V263H28Z\"/></svg>",
	"mask_w": 264,
	"mask_h": 264
},
{
	"label": "bare ground",
	"instance_id": "bare-ground-1",
	"mask_svg": "<svg viewBox=\"0 0 264 264\" xmlns=\"http://www.w3.org/2000/svg\"><path fill=\"white\" fill-rule=\"evenodd\" d=\"M26 1H27V0H15V2L20 3L23 7H25V4H27ZM54 1H55V0H54ZM54 1H53V2H54ZM57 1H58V0H57ZM57 1H55V2H57ZM59 1L61 2V0H59ZM59 1H58V2H59ZM81 1H82V0H81ZM106 1H107V0H106ZM111 1H112V0H111ZM138 1H139V0H138ZM140 1H141V0H140ZM140 1H139V2H140ZM165 1H167V0H165ZM180 1H181V0H180ZM185 1H186V0H184L183 2H181L182 4L179 3V4L181 5V7H183V6H187L188 4H191V3H192V5H194V6H193V7H194L193 9L196 10L197 12H199L200 9H199L198 7L196 8V7H195L196 5H197V6H201V4H202V6H204L205 2H206V5H207V3H208V0H207V1H205V0H204V1H203V0H202V1H199V0H198L199 2L196 1V3H198V4H196V3L193 4V2H195V0H194V1L191 0L190 3H189L190 0H187V1H188V2L186 1L187 4L184 3ZM213 1H214V0H212V1L210 0L209 3H208V5H209V4H212V6H214V5H213ZM215 1H216V0H215ZM58 2H57V3H58ZM76 2H77V0H76ZM78 2H79V1H78ZM83 2L85 3V1H83ZM98 2H100V1H98ZM128 2H130V0H129ZM133 2H134V1H132L131 4L134 6V3H133ZM170 2H171V3H170ZM176 2H178V1L175 0V4H176ZM202 2H203L204 4H203ZM210 2H211V3H210ZM72 3H73V2H72ZM105 3H106V2H105ZM135 3H136V2H135ZM137 3H138V2H137ZM30 4H31V3H30ZM68 4H70V3H68ZM80 4H81V2H80ZM80 4L78 3L79 7L82 6V4H81V5H80ZM131 4H130V5H131ZM164 4H166V3H164ZM171 4H173V0H169V1L167 2L168 7L171 6ZM179 4L177 3V5H178V6H177V11H178V9L180 8V7H179ZM183 4H184V5H183ZM216 4H217V3H216ZM5 5H6V4H5ZM70 5L73 6L72 4H70ZM74 5H76V4L74 3ZM83 5H85V4H83ZM87 5H88V4H87ZM106 5H107V4H106ZM138 5L141 6V3H139ZM144 5H145V4H144ZM167 5H165V7H166ZM33 6H34V5H33ZM64 6H65V5H64ZM68 6H69V5H68ZM71 6H69V7H71ZM95 6H96V5H95ZM104 6H105V4H104ZM136 6H137V4H136ZM163 6H164V5H163ZM216 6H217V5H216ZM76 7H77V6H75V8H76ZM82 7H83V6H82ZM84 7H85V6H84ZM137 7H139V6H137ZM178 7H179V8H178ZM208 7H211V5H209ZM65 8H66V7H65ZM75 8H74V9H75ZM104 8H105V7H104ZM139 8H140V7H139ZM149 8H150V7H149ZM184 8H185V7H184ZM190 8H191V12L194 11V10H192V7H190ZM195 8H196V9H195ZM10 9H11V8H10ZM59 9H60V8H59ZM76 9H77V8H76ZM76 9H75V10H76ZM187 9H189V8H187ZM187 9L184 10L183 12H180V14H181V13H184V12L186 13L187 11L190 10V9H189V10H187ZM198 9H199V10H198ZM204 9H205V8H204ZM211 9H212V8H211ZM12 10H13V9H12ZM28 10H29V9H28ZM65 10H66V9H65ZM79 10H80L79 12L84 13L83 11H81L82 9H79ZM86 10H87V8H86ZM100 10H101V9H100ZM136 10H137V9H136ZM138 10H139V11H138ZM138 10H137V11H138L137 13L139 14L140 9H138ZM144 10H145V9H144ZM158 10H159V9H158ZM179 10H180V9H179ZM181 10H182V9H181ZM205 10H206V9H205ZM207 10L209 11L210 8H207ZM7 11H8V10H7ZM58 11H60V10H58ZM77 11H78V9H77ZM84 11H85V10H84ZM102 11H103V10H102ZM134 11H135V10H134ZM146 11H147V10H146ZM168 11H169V10H168ZM175 11H176V9L173 10L172 12L174 13ZM201 11H203V9H202ZM201 11H200V12H201ZM208 11H206V12H208ZM211 11H212V14H213V9H212ZM1 12H2V11H1ZM60 12H61V11H60ZM63 12H64V11H62V13H63ZM73 12H74V11H73ZM85 12H86V11H85ZM98 12H100V11H98ZM203 12H204V11H203ZM203 12H201V14L198 13V15L200 14V17H198V15L196 16V13H194V12H192V15H193V16L195 15V17H193V16L190 14V16L192 17V18H191V17L188 15V17H190L189 19L192 20L191 22H193V23H191V22H189V21H190V20H189L188 22L190 23V25H191V24L193 25V24L196 22L195 25L197 26L198 23L200 22V20L203 19L204 17H205V18H209V21H210L211 16L215 15V12H214V14H213V15L210 14V17H209V15H207L206 12H204V13H203ZM209 12H210V11H209ZM66 13H67V12H66ZM66 13H65V14H66ZM75 13H76V12H75ZM86 13H88V12H86ZM96 13H97V12H96ZM103 13H104V12H101L102 15H103ZM162 13H163V12H161V14H162ZM165 13H166V12H165ZM185 13H184V14H185ZM187 13L189 14L190 11L187 12ZM187 13H186V14H187ZM193 13H194V14H193ZM205 13H206V14H205ZM210 13H211V12H210ZM140 14H142V13H140ZM140 14H139V15H140ZM163 14H164V13H163ZM180 14H179V16H180ZM203 14H205L206 16H203ZM66 15H68V14H66ZM66 15H64V17H65ZM76 15H77V14H76ZM88 15H89V14H88ZM88 15L86 14L87 17H88ZM99 15H100V14H99ZM110 15H111V14H110ZM121 15H122V14H121ZM158 15H159V14H158ZM218 15H219V14H218ZM69 16H70V15H69ZM91 16H92V15H91ZM140 16H142V15H140ZM140 16H139V17H140ZM153 16H154V15H153ZM170 16H171V15H170ZM172 16H173V15H172ZM177 16H178V14H177ZM185 16H187V15H185ZM207 16H208V17H207ZM117 17H118V16H117ZM154 17H157V15H155ZM213 17H214V16H213ZM35 18H36V17H35ZM76 18H77V16H76ZM81 18H82V16H81ZM101 18H102V17H101ZM111 18H112V16H111ZM179 18H181L180 20H182V19L184 18V16L179 17ZM194 18H196V21H193V20H195ZM14 19H15V18H14ZM82 19H84V17H83ZM112 19H113V18H112ZM125 19H127V17H126ZM128 19H129V18H128ZM184 19H185V18H184ZM186 19H187V18H186ZM197 19H200V20L197 21ZM86 20H87V19H86ZM174 20H175V19H174ZM174 20H173V21H174ZM176 20H178V19H176ZM187 20H188V19H187ZM213 20H214V19L212 18V21H213ZM75 21H77V20H75ZM75 21H74V22H75ZM166 21H167V20H166ZM201 21H202V20H201ZM34 22H35V21H34ZM37 22H38V23H37ZM37 22H35V24H36L40 29L43 28V29L48 33V35H52L53 37L56 36V32L58 31V29H56V25H53V24H52L53 27H50V26L47 25L46 22L41 21V20L39 21V19H37ZM110 22H111V21H110ZM124 22H125L124 24H127V23H126L127 20L124 21ZM169 22H170V21H169ZM169 22H166V23H169ZM176 22H177V21H176ZM178 22H179V23H178ZM178 22L175 23V21H174V23H175L174 25L178 24L179 26H181V24L183 23L182 26H181V28H182V27L184 28L185 23H184V22H180L179 20H178ZM202 22H203V25L200 24V26H199V25L197 26V27H198L197 29L200 30V31H199L200 34H199V32H197V33H195V35L198 34V35L201 36V35H202L201 32H203L202 30L204 29L203 26H206V27H207V26L209 25V22H207L208 25H207L206 21H205V22L202 21ZM222 22H223V21H222ZM80 23H81V22H80ZM112 23H113V21H112ZM133 23H134L135 26H136L135 21H133L132 23H130L131 25H130L129 23L126 25V26H130V27H129V30H130V28H131V30L133 31L132 28H135V26H134V27L132 26ZM204 23H206V24H204ZM50 24H51V23H50ZM84 24H85V23H84ZM107 24H108V23H107ZM134 24H133V25H134ZM137 24H138V23H137ZM214 24H215V23H213V25H214ZM223 24H224V23H223ZM138 25H139V24H138ZM164 25H165V24H164ZM178 25H176L175 27H178ZM211 25H212V24L210 23L209 26H211ZM213 25H212V26H213ZM221 25H222V24H221ZM224 25H225V24H224ZM224 25H223V26H224ZM111 26H112V25H111ZM121 26H122V24H121ZM126 26H125V27H126ZM159 26H160V25H159ZM162 26H163V24H162ZM162 26H161V27H162ZM188 26H189V24H188ZM188 26L186 25L185 28L187 29ZM196 26H195V27H196ZM212 26H211V27H212ZM214 26H215V25H214ZM217 26H218V25H217ZM225 26H226V25H225ZM19 27H20V26H19ZM125 27H123V28H125ZM164 27H165V26H164ZM164 27H162V28L164 29ZM201 27H203V28H201ZM206 27H205V28H206ZM226 27H228V26H226ZM22 28H23V27H22ZM28 28H29V27H27L26 29H28ZM113 28H114V27H113ZM118 28H119V26H118ZM127 28H128V27H127ZM127 28H126V29H127ZM162 28H160V29H162ZM185 28H184V29H185ZM200 28H201L202 30H201ZM207 28H208V27H207ZM207 28H206V29H207ZM214 28H216V26H215ZM220 28L222 29V27H220ZM24 29H25V28H24ZM24 29H23V31H24ZM32 29H33V28H32ZM35 29H36V28H35ZM43 29H42V30H43ZM53 29H55L56 32H52ZM59 29H60V28H59ZM61 29H62V28H61ZM89 29H90V27H89ZM223 29H224V28H223ZM21 30H22V29H21ZM51 30H52V31H51ZM95 30H96V28H95ZM120 30H121V29H120ZM120 30H119V32H120ZM129 30H126V31H129ZM190 30H192V29H190ZM194 30H196V29H194ZM194 30H193V31H194ZM213 30L215 31V29H212V32H211V33H213V35H215L216 31L214 32ZM12 31H13V30H12ZM12 31H11V32H12ZM19 31H20V30H19ZM23 31H22V32H23ZM166 31H167V32H165V33H168V30H166ZM207 31H208V30H207ZM207 31H206V32H207ZM209 31H210V30H209ZM209 31H208V32H209ZM71 32H72L73 34H75V35L78 37V33L74 32V31H71ZM83 32H85V31L83 30ZM119 32H118V33H119ZM122 32H123V31H122ZM129 32L131 33V31H129ZM129 32H125V35H127L128 38H129V36H130V35H129ZM163 32H164V31H163ZM226 32H227V31H226ZM246 32H247V31H246ZM14 33H15V32H14ZM43 33H44V32H43ZM115 33H116V32H115ZM171 33H172V32H171ZM171 33H170V34H171ZM181 33H182V32H181ZM190 33H191V32H190ZM190 33H188V35H189ZM204 33H205V32H204ZM204 33H203V34H204ZM221 33H222V30H221ZM224 33H225V32H224ZM250 33H251V32H250ZM256 33H257V32H256ZM256 33H255V34H256ZM4 34H5V33H4ZM10 34H11V33H10ZM19 34H20V32H19ZM22 34H24V33H22ZM22 34H21V35H22ZM36 34H37V33H36ZM36 34H34V35H36ZM85 34H86V33H85ZM122 34H124V33H122ZM149 34H150V33H149ZM162 34H163V33H162ZM172 34H173V33H172ZM174 34H175V33H174ZM192 34H193V33H192ZM206 34H207V33H206ZM13 35H14V34H13ZM13 35H12V37H13ZM16 35H18V33H17ZM42 35H43V34H42ZM117 35H118V34H117ZM120 35H121V33H120L117 37L119 38ZM128 35H129V36H128ZM165 35H166V34H164V36H165ZM193 35H194V34H193ZM195 35H194V36H195ZM198 35H196L195 38H194V37H191V38H193V40L197 38L196 40H198V39H199V38H198V37H199ZM209 35H210V34H209ZM209 35H206V36L203 35V37L201 36L202 38L199 39V40L201 41V45H202V42L206 39L205 37H207V40H208V41H209L210 39H211V40L213 39V37H211V36H213V35H212V34H211L210 36H209ZM240 35H241V34H240ZM37 36H38V38H41V37H39V35H37ZM110 36H111V35H110ZM155 36H156V35H155ZM161 36H162V35H161ZM208 36H209V37H208ZM250 36H251V34L249 35V37H250ZM262 36H263V35H262ZM105 37H106V36H105ZM120 37H121V36H120ZM131 37H132V36H131ZM135 37H136V36H135ZM156 37H157V36H156ZM170 37H171V36H170ZM187 37H188V36H187ZM214 37H215V36H214ZM216 37H217V36H216ZM240 37H242V35H241ZM240 37H239V38H240ZM256 37H257V36H256ZM35 38H36V37H35ZM35 38H34V39H35ZM38 38H37V39H38ZM44 38H45V37H44ZM91 38H92V37H91ZM111 38H112V37H111ZM124 38H126V37H124ZM161 38H162V37H161ZM161 38H160V41L162 40ZM208 38H209V39H208ZM251 38H252V37H251ZM30 39H31V38H30ZM30 39H29V40H30ZM37 39H36V40H37ZM49 39H50V38H49ZM115 39H116V38H115ZM119 39H120V38H119ZM119 39H118V41H119ZM189 39H190V38H189ZM201 39H202L203 41H202ZM217 39H218V38H217ZM254 39H255V38H254ZM24 40H25V38H24ZM24 40H22V41H24ZM38 40H39V39H38ZM38 40H37V41H38ZM46 40H48V39H46ZM63 40H67V39H63ZM84 40H85V39H84ZM106 40H107V39H106ZM110 40H111V41H109V42L111 43V42H112V39H110ZM116 40H117V39H116ZM158 40H159V39H158ZM207 40H206V42H207ZM213 40H214V39H213ZM237 40H239V39H237ZM240 40H243V39H240ZM251 40H252V39H251ZM30 41H31V40H30ZM37 41H36V42H37ZM41 41H42V40H41ZM94 41H95V40H94ZM120 41H121V40H120ZM184 41H187V39L184 40ZM223 41H224V40H223ZM24 42H25V41H24ZM83 42H84V41H83ZM121 42H122V41H121ZM129 42H130V41H129ZM142 42H143V40H142ZM181 42H182V41H181ZM187 42H188V41H187ZM209 42H211V41H209ZM221 42H222V41H221ZM238 42H239V41H238ZM238 42H237V43H238ZM242 42H243V41H242ZM258 42H259V40H258ZM11 43H13V42H11ZM21 43H22V42H21ZM25 43H26V42H25ZM27 43H28V41H27ZM29 43H30V42H29ZM31 43H32V42H31ZM33 43H34V41H33ZM37 43H38V42H37ZM72 43L74 44V46H76V47L78 48V49H77V51H78L77 54H79V56H82V55H83V57H84L85 59H88V60L97 59V60L99 61L100 52L97 51L96 49H94V48L90 45V44H91L90 42H88L87 40H85V42L81 44L80 42L78 43L77 40H75V41H73ZM113 43H116V42H113ZM140 43H141V42H140ZM157 43H158V42H157ZM188 43L190 44L191 41H189ZM204 43H205V42H204ZM43 44H45V43H43ZM96 44H97V42H96ZM103 44H104V43H103ZM182 44H183V43H182ZM185 44H186L188 47L186 46V47H183V48H186V49H187V48H190V49H191V48H192V49L195 48L196 51L198 52V53H196V51L194 50L195 53H196V55L193 54V53H191V52H187V53H188V54L191 53L192 56L195 55L194 57H192L191 55H189V56L193 59L194 63L196 62V63L198 64V65H197V64H196V65H193V69H194V70L196 69L194 66H199V70H200V65H202V64H200L199 61H195V60H199L200 58H202V61H201V62H202V63H205V62H203L204 59H203L202 55H205V54L207 53L206 51H207L208 49L206 50V48H207V47L205 48L206 45L203 46V47L205 48L204 51H202V50H199V51H198L197 49L199 48V46H196L197 44H196V45H193V46L191 45L192 47L189 46L186 42H184V45H185ZM192 44H194V42H193ZM211 44H212V43H211ZM14 45H15V43H14ZM14 45H13V44H11V46L9 45V48L11 47V49H12L13 51L16 50L15 48H13ZM16 45H17V44H16ZM16 45H15V46H16ZM27 45H28V44H27ZM31 45H32V44H31ZM36 45H37V44H36ZM36 45H35V46H36ZM48 45H49V44H48ZM48 45H47V46H48ZM53 45H54V44H53ZM97 45H98V44H97ZM118 45H119V44H118ZM137 45H138V44H137ZM141 45H143V44H141ZM147 45H148V44H147ZM199 45H200V44H199ZM207 45H208V44H207ZM225 45H226V44H225ZM228 45H229V44H228ZM239 45H240V44H239ZM262 45H263V44H262ZM4 46H5V45H4ZM15 46H14V47H15ZM28 46H29V45H28ZM35 46H34V47H35ZM43 46H44V45H43ZM98 46H99V45H98ZM113 46H114V45H113ZM113 46L110 45V46H108V48L110 49V47H113ZM182 46H183V45H182ZM194 46H196V47H198V48H196V47H194ZM209 46H210V43H209ZM209 46H208V48L211 49V47H212V50L215 49V48H216V50H218V48L215 47V44H214V43L212 44V46H210V47H209ZM234 46H235V45H234ZM258 46H259V45H258ZM7 47H8V45H7ZM19 47H20V46H18L17 49H18ZM26 47H27V46H26ZM48 47H49V46H48ZM102 47H103V46H102ZM114 47H115V46H114ZM178 47H180V46H178ZM214 47H215V48H214ZM219 47H221V46H219ZM5 48H6V47H5ZM31 48H32V46H31ZM176 48H177V47H176ZM223 48H224V47H223ZM229 48H230V47H229ZM28 49H29V48H28ZM53 49H54V48H53ZM104 49H105V48H104ZM109 49H108V51H109ZM186 49H185V50H186ZM190 49H187V50H190ZM192 49H191V50H192ZM226 49H227V48H226ZM4 50H5V49H4ZM12 50H11V51H12ZM19 50H20V48H19ZM66 50H67V49H66ZM115 50H116V49H115ZM177 50H178V49H177ZM205 50H206V51H205ZM8 51H10V50H8ZM8 51H7V52H8ZM13 51H12V52H13ZM16 51H18V50H16ZM52 51H53V53L55 52L54 50H51V52H52ZM67 51H68V50H67ZM200 51H201V53H200V54H201V55H200L201 57L199 58L198 56H199V52H200ZM209 51H210V50H209ZM219 51H220V50H219ZM246 51H249V50L247 49ZM5 52H6V50H5ZM7 52H6V53H7ZM18 52H19V53H22V52H20V51H18ZM45 52H47V51H45ZM45 52H44V53H45ZM49 52H50V51H49ZM68 52L70 53V51H68ZM106 52H107V51H106ZM109 52H110V51H109ZM154 52H155V51H154ZM180 52H181V51H180ZM205 52H206V53H205ZM212 52L215 53V50H213ZM220 52H221V51H220ZM220 52H217V54L220 53ZM249 52H251V50H250ZM10 53H11V52H10ZM13 53H14V52H13ZM16 53H17V52H16ZM24 53H25V52H24ZM55 53H56V52H55ZM58 53H59V51H58ZM139 53H140V52H139ZM141 53H142V52H141ZM202 53H204V54H202ZM208 53H209V52H208ZM208 53H207V55H205L204 57H206V58H207V56H208V57H211V60H210V59H208V60L211 61V64H212V62L214 61V60H212V56H213L214 54H213V53H210L209 55L212 54V56H209ZM222 53H223V51H222ZM234 53H235V52H234ZM11 54H12V53H11ZM60 54H62V53H60ZM122 54H123V53H122ZM165 54H166V53H165ZM251 54H252V53H251ZM258 54H259V53H258ZM9 55H10V54H9V52H8V54H6V58H7V56H9ZM13 55H14V56H17V54H16V55L13 54ZM40 55H41V54H40ZM47 55H48V54H47ZM50 55H51V54H50ZM57 55H58V54H57ZM57 55H54L53 58H54L55 56H57ZM136 55H138V54H136ZM167 55H168V54H167ZM181 55L183 56V54H181ZM225 55L227 56L228 54H225ZM25 56H26V54H25ZM25 56H24V57H25ZM58 56H60V55H58ZM58 56H57V57H58ZM62 56H63V55H62ZM62 56H61V57H62ZM67 56H69V55H67ZM71 56H72V55H71ZM85 56L91 57L92 59L86 58ZM158 56H159V55H158ZM165 56H166V55H165ZM169 56H170V58H171V55H168L167 58H169ZM176 56H177V55L175 54V59L177 60V59H178V58H177L178 56H177V57H176ZM252 56H253V55H252ZM254 56H255V55H254ZM4 57H5V56H4ZM4 57H3V58H4ZM20 57H21V56H20ZM69 57H70V56H69ZM69 57H68V58H69ZM138 57H139V56H138ZM138 57H137V59H136V58L133 59L132 62H134V60H135V62L139 61V60H138ZM219 57L222 59L223 56H222V57L219 56ZM219 57H218V58H219ZM229 57H230V54H229ZM1 58H2V57H1ZM3 58H2V60H3ZM14 58H16V57H14ZM51 58H52V57H51ZM53 58H52V59H53ZM64 58H65V54H64ZM140 58H141V57H140ZM195 58H196V59H195ZM197 58H198V59H197ZM213 58H214V57H213ZM232 58H233V57H232ZM232 58H231V59H232ZM260 58L262 59V57H260ZM17 59H18V58L14 59V60L17 61ZM70 59H71V57H70ZM156 59H157V58H156ZM165 59H166V58H165ZM185 59H186V58H185ZM188 59H189V58H188ZM223 59H225V57H224ZM240 59H241V58H240ZM240 59H239V61H241L243 58H242L241 60H240ZM261 59H259V60H261ZM11 60H12V59H11ZM11 60H10V61H11ZM27 60H28V58H27ZM53 60H54V59H53ZM181 60H182V59H181ZM186 60H187V59H186ZM200 60H201V59H200ZM206 60H207V59H205V61H206ZM237 60H238V59H237ZM4 61H5V62H6V61L8 62L9 60H8V59H7V60L5 59ZM10 61H9V63H10ZM16 61H15V62H16ZM41 61L43 62V60H41ZM51 61H52V60H51ZM84 61H85V60H84ZM84 61H82V62H84ZM123 61H124V60H123ZM123 61H122V62H123ZM130 61H131V60H130ZM190 61H192V60H190ZM218 61H220V60H218ZM223 61H224V60H223ZM235 61H236V59H235ZM13 62H14V61H13ZM13 62H12V63H13ZM18 62H19V61H18ZM29 62H30V61H29ZM34 62H35V61H34ZM42 62H41V63H42ZM54 62H56V61H54ZM54 62H53V64H54ZM66 62H67V61H66ZM69 62H70V61H69ZM132 62H131V63H132ZM135 62H134V63H135ZM172 62H173V60H172ZM174 62L176 63L175 60H174ZM177 62H179V61H177ZM186 62H187V61H186ZM188 62H189V61H188ZM188 62H187V63H188ZM206 62L208 63V61H206ZM215 62H216V61H215ZM229 62H230V61H229ZM260 62H261V61H260ZM16 63H17V62H16ZM70 63H71V62H70ZM119 63H120V62H119ZM125 63H126V62H123L122 64H125ZM134 63H132V64H131V67L129 66V68L133 69L132 67H135V66H133ZM155 63H156V62H155ZM175 63H174V64H175ZM13 64H14V63H13ZM28 64H29V63H28ZM44 64H46V63L44 62V63L41 64V65H44ZM68 64H69V63H68ZM80 64H82V63H80ZM168 64H169V63H168ZM199 64H200V65H199ZM227 64H229V63H227ZM233 64H234V63H233ZM16 65H17V64H16ZM37 65L39 66V64H37ZM41 65H40V66H41ZM128 65H130V63H129ZM135 65H136V64H135ZM137 65H139V62L137 63ZM163 65H164V64H163ZM172 65H173V64H172ZM178 65H179V64H178ZM178 65H177V66H178ZM207 65H209V64H206V66H207ZM213 65H215V64H213ZM220 65H221V64H220ZM23 66H25V65H23ZM26 66H27V65H26ZM40 66H39V67H40ZM81 66H82V65H81ZM81 66H80V68H81ZM88 66H89V65H88ZM95 66H97V62L91 63L89 67H90V69L96 74V76L102 81V83L104 84V86L106 87V80H107L106 76L109 75V74H108V69H107V67H105V66L103 65L102 70H101L100 72L97 73V71H96V69H95ZM122 66H123V65H121V67H122ZM173 66H175V65H173ZM173 66H172V67H173ZM177 66H175V68H179L180 65H179L178 67H177ZM190 66H191V65H190ZM6 67H7V66H6ZM15 67H16V66H15ZM18 67H19V66H18ZM41 67H42V66H41ZM119 67H120V66H119ZM136 67H137V66H136ZM136 67L134 68V72H135V70L138 71L137 69H138L139 67H137V69H136ZM165 67H166V66H165ZM172 67H171V69H172ZM180 67H181V66H180ZM191 67H192V66H191ZM203 67H205V65H203ZM203 67H202V68H203ZM229 67H230V65H229ZM233 67H234V66H233ZM29 68H31V65L29 66ZM34 68L36 69L37 67L34 66ZM78 68H79V67H78ZM129 68H128V70H127L128 73H129V71H130ZM158 68H159V67H158ZM187 68H189V67L187 66L186 69H187ZM206 68H207V70H205V72H207V73H210V69H213V70H211V71L213 72V73L211 72L212 76H214V75L216 76V75L218 74L217 72H219V71L222 70V69H221V70L217 71L216 68H215L214 66H212V68H210V69H208L209 67H206ZM206 68H205V69H206ZM240 68H241V67H240ZM40 69H41V68H40ZM166 69H167V68H166ZM171 69H168V70H171ZM186 69H185V70H186ZM189 69H190V68H189ZM231 69H232V68H231ZM69 70H70V69H69ZM157 70H158V69H157ZM157 70H156V71H157ZM168 70H167V71H168ZM172 70H173V69H172ZM172 70H171V71H172ZM185 70H183V71H185ZM194 70H193V71H194ZM196 70H197V69H196ZM208 70H209V72H208ZM31 71H32V69H31ZM35 71H36V70H35ZM71 71H72V70H71ZM171 71H169V72L171 73ZM174 71H176V69H175ZM183 71H182V70H179L180 73L183 72ZM190 71H191V70H190ZM216 71H217V72H216ZM32 72H34V70H33ZM40 72H41V71H40ZM134 72H132V73H134ZM152 72H153V71H152ZM172 72H173V71H172ZM194 72H196V71H194ZM214 72H215V74H214ZM225 72H226V71H225ZM225 72H222V71H221V73H220L221 76L224 75ZM29 73H30V72H29ZM175 73H176V72H175ZM180 73H179V74H180ZM197 73H198V72H197ZM216 73H217V74H216ZM222 73H223V74H222ZM226 73H228V72H226ZM9 74H11V73L9 72ZM18 74H19V73H18ZM30 74H31V73H30ZM35 74H36V72H35ZM68 74H69V73H68ZM70 74H71V73H70ZM72 74H73V73H72ZM72 74H71V75H72ZM134 74H135V73H134ZM192 74H193V73H192ZM213 74H214V75H213ZM228 74H229V73H228ZM1 75H2V74H1ZM13 75H14V74H13ZM16 75H17V74H16ZM150 75H151V74H150ZM155 75H156V73H155ZM155 75H154V76H155ZM170 75H171V74H170ZM170 75H169V76H170ZM173 75H174V73H173ZM198 75H199V74H198ZM206 75H208V74H206ZM206 75H205V76H206ZM5 76H6V75H5ZM9 76H10V75H9ZM14 76H15V75H14ZM19 76H20V75H19ZM138 76H141V75H138ZM175 76L177 77V74H175ZM184 76H185V75H184ZM194 76H195V74H193L192 77H194ZM202 76H203V75H202ZM202 76H198V77H199V80H198V81H199V84L197 83L198 81H197V78H196V84H198V85H202V89L199 88L198 85H196V86L198 87V88H197L196 86L192 87L189 83H188V84L191 86L192 90H197V89H198V91H199V90H200V92L202 91L204 95L202 94V92H201V93L199 92V94H200V96L203 97L204 99H205L206 97H208V96L205 97V94H206V93H207V94L209 93L208 95H209V97H211L212 99L215 98L214 95H216V93H217L218 96L216 95V98L219 99V97L222 95L223 91H226V92H227V90H228V92L231 91V90H229V89H231V88H227V86H226V84L229 86V83H225L224 85L222 84L223 87L225 86V87H226L225 89H227V90H222L223 88H221V87H220L221 89H219V88H218L219 86L216 85V84L219 83V82L223 83V81H224V82L228 81V78L226 79V77H224V78H223V77H219L220 75H218V76H216V77H214V78H216V79H215L216 81H217V79H219V81H218V82H215V80H213L214 78H213V79H212V78H209L210 80H208V79L205 80L206 78H204V76H203V78H204V80H205V81H204V80L202 79ZM225 76H226V75H225ZM2 77H4V76H2ZM69 77H71V76L69 75ZM92 77H93V76H92ZM132 77H133V74H132ZM132 77H131V78H132ZM160 77H161V76H160ZM200 77H201V78H200ZM207 77H208V76H207ZM218 77H219V78H218ZM19 78H20V77H19ZM75 78H76V77H75ZM194 78H195V77H194ZM221 78H223L224 80H223V79L221 80ZM251 78H252V77H251ZM2 79H3V78H2ZM28 79H29V78H28ZM69 79H70V78H69ZM76 79H78V78H76ZM135 79H136V78H135ZM157 79H158V78H157ZM192 79H193V78H192ZM200 79H201V80H200ZM225 79H226V80H225ZM248 79H249V78H248ZM248 79H247V80H248ZM94 80H96V79H94ZM132 80H133V78H132ZM136 80H138V77H137ZM173 80H174V79H173ZM181 80H182V79H181ZM185 80H186V79H185ZM202 80H203V81H202ZM247 80H246V82H247ZM254 80H255V78H254ZM258 80H259V79H258ZM3 81H4V80H3ZM3 81H2V82H3ZM5 81H6V79H5ZM78 81H79V80H78ZM134 81H135V80H134ZM134 81H133V82H134ZM153 81H155V80H153ZM252 81H253V80H252ZM70 82H71V79H70ZM136 82H137V81H136ZM136 82H135V83H136ZM145 82H146V81H145ZM192 82H193V81H192ZM200 82H201L202 84H200ZM246 82H245V83L243 82L244 84L242 83V84H243L242 86H241V84H240L239 87H240V86H241V87H245V86H246V85H245ZM253 82H255V81H253ZM34 83H35V82H34ZM92 83H93V82H92ZM238 83H239V82H238ZM247 83H248V82H247ZM258 83H259V82H258ZM129 84H130V83H129ZM137 84L139 85V82H137ZM170 84H171V83H170ZM193 84H194V82H193ZM231 84H232V82H231ZM34 85H35V84H34ZM72 85H73V84H72ZM83 85H84V84H83ZM92 85H93V84H92ZM97 85H98V84H97ZM138 85H137V86H138ZM166 85H167V84H166ZM171 85H172V84H171ZM179 85H180V84H179ZM220 85H221V84H220ZM233 85H234V84H233ZM233 85H232V86H233ZM256 85H257V82H256ZM84 86H86V85H84ZM230 86H231V85H230ZM247 86H248V85H247ZM254 86H255V85H254ZM31 87H32V86H31ZM188 87H189V86H188ZM195 87H196V89H195ZM259 87H260V86H259ZM261 87H262V86H261ZM71 88H72V87H71ZM191 88H190V89H191ZM232 88H233V87H232ZM173 89H174V88H173ZM177 89H178V87H177ZM190 89H189V93H190V92L193 93V91H192V90L190 91ZM256 89H257V86H256ZM26 90H27V89H26ZM26 90H25V91H26ZM141 90H142V89H141ZM166 90L169 91L168 89H166ZM248 90H249V89H248ZM260 90H261V89H260ZM136 91H137V90H136ZM187 91H188V88H187ZM232 91H233V89H232ZM246 91H247V90H246ZM249 91H250V90H249ZM249 91H248V92H249ZM255 91H256V90H255ZM255 91H254V92H255ZM258 91H259V90H258ZM258 91H256V92H258ZM26 92H27V91H26ZM99 92H100V91H99ZM142 92H143V91H142ZM142 92H141V93H142ZM170 92H172V90H171ZM176 92H179V91L177 90ZM180 92H181V91H180ZM204 92H206V93H204ZM219 92H221V94H219ZM226 92L223 93V94H227V95H229V98L231 99L230 96H232V93H231V94H228V93H226ZM260 92H261V91H260ZM78 93H79V92H78ZM88 93H89V92H88ZM141 93H139V94L141 95ZM143 93H144V92H143ZM161 93H162V91H161ZM182 93H183V92H182ZM191 93H190V94H191ZM195 93L198 94L197 91H194V95H195V96L197 95V94H195ZM28 94H29V93H28ZM106 94H107V90H106ZM180 94H181V93H180ZM190 94H189V96H188L189 98L187 97L189 100L192 99V98H194V96H192L193 94L191 95L192 98H191ZM199 94H198L197 96H198V98L200 99ZM210 94H212V95H210ZM241 94H242V93H241ZM248 94H249V93H248ZM72 95H73V92H72ZM76 95H77V94H76ZM80 95H81V94H80ZM84 95H85V94H84ZM89 95H90V94H89ZM99 95H100V94H99ZM144 95H145V94H144ZM176 95H178V94H176ZM256 95H258V94H256ZM142 96H143V95H142ZM172 96L175 97V95H173V94H172ZM182 96H184V95H182ZM197 96H196V97H197ZM212 96H213L214 98H213ZM223 96H224V100H225V102L227 103V105L230 103V104H231V107H232L233 104H234V107H235V103H232L233 101H232V102H229L230 99H229L228 97H225V95H222L221 97L223 98ZM74 97H75V96H74ZM95 97H96V96H95ZM98 97H99V96H98ZM98 97H97V100L99 99ZM143 97H144V96H143ZM221 97H220V98H221ZM55 98H56V97H55ZM75 98H76V97H75ZM90 98H91V97H90ZM175 98L177 99V97H175ZM179 98H180V97H179ZM179 98H178V99H179ZM203 98L200 99V100L197 99V98L192 99V100H196L197 102H194V101L192 102V100L189 101L188 104H192V103H194V105L196 106V103H198V104H197L198 106H197L196 108L194 107V108L192 109L193 111H191L190 108L187 110V112H188V111H191L192 113L195 112L194 109L197 110V111H196V113H195L196 115H195L194 117L192 116L191 112L189 113V114H191L190 119L187 118V115H184V116L186 117V119H189V121H190L191 118H195V117H196V118H198V120L200 121V119H199V117H198V115L200 116V113H199V110H198V109H200V108H201V109L203 108V109H202V116H203V119H202V120H204V122L201 120L202 124H203V123H204V124L207 123L209 117H212V114H210V113L213 112L212 110H213L214 108L212 109L211 106H215V103L213 104V102H212V101L210 102L209 100H208V102L206 101V103H208L209 106H210V107H209V110H208V107H207V106L204 107V106H205V102H204L205 100H204ZM216 98H215V99H216ZM61 99H62V97H61ZM68 99L71 100V97H69ZM94 99H96V98H94ZM139 99H140V98H139ZM162 99H163V98H162ZM173 99H174V98H173ZM173 99H171V100L173 101ZM206 99H208V98H206ZM215 99H214V102H215L216 100H218V99H216V100H215ZM227 99H228V102L226 101ZM66 100H67V99H66ZM90 100H91V99H90ZM165 100H166V99H165ZM93 101H94V100H93ZM148 101H149V100H148ZM150 101H151V100H150ZM150 101H149V102H150ZM219 101H220V99H219ZM59 102H62V100L59 101ZM69 102H70V101H69ZM69 102H68V103H69ZM86 102H87V101H86ZM86 102H85V103H86ZM96 102H99V101H96ZM96 102L94 101V104H95ZM184 102H185V101H184ZM186 102H187V101H186ZM191 102H192V103H191ZM203 102H204V103H203ZM216 102H217V101H216ZM222 102H223V100H222L221 102H217V104L219 105V103H220V104L222 105ZM225 102H224V103H225ZM248 102H249V101H248ZM66 103H67V101H66ZM68 103H67V104H68ZM179 103H181V102H179ZM200 103H203L204 106H203V107H200V106H202V105H200ZM238 103H239V102H238ZM238 103H236V104H238ZM250 103H251V102H250ZM250 103H249V104H250ZM260 103H261V102H260ZM60 104L63 105V103H60ZM64 104H65V103H64ZM70 104H71V103H70ZM82 104H83V103H82ZM86 104H87V103H86ZM99 104H100V102H99ZM143 104H144V103H143ZM163 104H164V103H163ZM172 104H175V102L173 101ZM177 104H178V103L175 104L176 107L174 108V109H175L174 111H176V112H175V116L178 115V117H179V113H180V114L182 113V108L185 107V105H184V106H183V105H179V108H177V107H178ZM210 104H212V105H210ZM241 104H242V101H241ZM251 104H252V103H251ZM256 104H257V103H256ZM261 104H262V103H261ZM73 105H74V104H73ZM73 105H72V106H73ZM75 105H76V104H75ZM95 105H96V104H95ZM144 105H145V104H144ZM224 105H225V104H224ZM224 105H222V106H224ZM227 105H226V106H227ZM254 105H255V104H254ZM257 105H259V103H258ZM63 106H65V105H63ZM66 106H67V105H66ZM83 106H84V105H83ZM87 106H88V104H87ZM91 106H92V105H91ZM93 106H94V105H93ZM93 106H92V108H93ZM147 106H148V105L145 106V107H146L145 109H147ZM150 106H151V105H150ZM150 106H149V107H150ZM170 106H171V103H170ZM182 106H183V107H182ZM188 106H190V105H188ZM188 106H187V107H188ZM219 106H220V105H219ZM219 106H218V107H219ZM222 106H221V107H222ZM236 106L239 107V106H241V105H236ZM242 106H243V104H242ZM242 106H241V107H242ZM249 106H250V105H249ZM251 106H252V105H251ZM251 106H250V107H251ZM255 106H256V105H255ZM259 106L261 107V109H262V106H263V109H264V105H262V106L259 105ZM259 106H258V107H259ZM53 107H54V105H53ZM60 107H61V105H60ZM67 107H68V110H69V106H67ZM75 107H76V106H75ZM153 107H154V106H153ZM173 107H174V106H173ZM198 107H199V108H198ZM215 107H217V106H215ZM231 107H229V108L226 107V108H228L227 111L230 110ZM238 107H237V108H238ZM246 107H247V103H246ZM258 107H257V110L260 108V107H259V108H258ZM63 108H64V107H63ZM70 108H71V107H70ZM76 108H77V107H76ZM104 108H105V107H104ZM151 108H152V106H151ZM151 108H150V109H151ZM185 108H186V107H185ZM185 108H183V110H184ZM204 108H206V109H204ZM223 108H224V107H223ZM237 108H235V109H237ZM243 108H244V107H243ZM255 108H256V107H255ZM53 109H54V108H53ZM99 109H100V108H99ZM140 109H141V108H140ZM145 109H143V111H144ZM148 109H149V108H148ZM148 109H147V110H148ZM180 109H181V112H180ZM186 109H187V108H186ZM224 109H225V108H224ZM233 109H234V108H233ZM238 109H239V108H238ZM263 109H262V111H263ZM65 110H66V109H65ZM71 110H72V109H71ZM94 110H95V112H96V109H94ZM147 110H145V111H147ZM178 110H179V113H178ZM206 110H207V113H208V114L206 113ZM210 110H211L212 112H211ZM220 110H221V108H219V109L217 110L218 112H216V115H215V117H214L215 119H213V123H212V127H211L212 131H213V126H214V125L216 126V123H214V121L217 120V119L219 118V116H218L217 113H220L221 111H224V110H221V111H220ZM225 110H226V109H225ZM239 110L242 111V108L239 109ZM249 110L251 111V109H249ZM253 110H256V109L253 108ZM69 111H70V110H69ZM149 111L152 112V109L149 110ZM157 111H158V110H157ZM235 111H236V110H234V112H235ZM237 111H238V110H237ZM241 111H240V112H241ZM260 111H261V110H260ZM171 112H172V114H174L173 111H171ZM187 112L185 111V113H183V114H186ZM197 112L199 113L198 115H197ZM224 112H225V111H224ZM224 112H222L221 114L225 116V113H224ZM240 112H239V115H240ZM100 113H101V110H100ZM102 113H103V111H102ZM146 113H149V112H146ZM153 113H155V112H153ZM204 113H205V115H204ZM223 113H224V114H223ZM228 113H229V112H228ZM236 113H237V112H235V114H236ZM241 113H242V112H241ZM256 113H257V112H256ZM170 114H171V113H170ZM172 114H171V115H172ZM176 114H177V115H176ZM189 114H188V116H189ZM206 114L208 115L207 118H206ZM209 114H210V115H209ZM226 114H227V113H226ZM244 114H245V112H244ZM261 114L264 115L262 112H261ZM99 115H100V114H99ZM104 115H105V114H104ZM104 115H103V116H104ZM146 115H147V114H146ZM154 115H155V114H154ZM156 115H157V117H158V114H156ZM171 115H170V116H171ZM193 115H194V114H193ZM222 115H221V116H222ZM237 115H238V114H237ZM237 115H236V117H237ZM105 116H106V115H105ZM105 116H104V117H105ZM163 116H164V114H163ZM175 116H174V117H175ZM180 116H181V115H180ZM217 116H218V117H217ZM227 116H228V115H226L225 118H226ZM234 116H235V115H234ZM244 116H245V115H244ZM85 117H87V116H85ZM85 117H84V118H85ZM101 117H102V116H101ZM152 117H153V116H152ZM216 117H217V118H216ZM228 117H229V116H228ZM236 117H235V119H236ZM238 117H239V116H238ZM238 117H237L236 120H238ZM87 118H88V117H87ZM87 118H86V119H87ZM200 118H201V117H200ZM205 118H206V119H205ZM241 118H242V117H241ZM245 118L247 119V116H246ZM255 118H256V117H255ZM146 119H148V118H146ZM149 119H150V118H149ZM149 119H148V120H149ZM151 119H152V118H151ZM155 119H157V118H155ZM162 119H163V118H162ZM167 119H168V118H167ZM182 119H183V117H182ZM186 119L184 118V121H185ZM210 119H211V118H210ZM230 119H231V118H230ZM230 119H229V120H230ZM239 119H240V118H239ZM148 120H147V122H148ZM195 120H196V119H195ZM195 120L192 119V121H190V122L188 123L190 126H188V124H187L188 120H186L185 122L183 121V122L185 123V124L183 125V124L181 123L182 120H181V122H180V119H179L178 122L181 123V124H178V125L180 126V127H178V129L181 130V128H182V131H183V128L186 126L187 131L185 130V129H186V128H185V129H184V132H187V133H188V128H189V129H190V128H193V130L196 131V130L198 129V127H197V129H194V128H196V122H197V120H196V121H195ZM205 120H206V122H205ZM218 120H219V119H218ZM218 120H217V121H218ZM221 120L224 121L223 117H222ZM221 120H219V123H221V122H220ZM236 120H234V121H236ZM261 120H263V118H262ZM92 121H94V120H92ZM100 121H101V120H100ZM100 121L98 122L99 124H101V123H108V122H106V121L104 122V120H103V122H102V121L100 122ZM149 121H152V120H149ZM175 121H176V120H175ZM194 121H195V123H194ZM199 121H198V123H197V126H198V124H199ZM217 121H215V122H217ZM223 121H222V122H223ZM89 122H90V121H89ZM109 122H110V121H109ZM143 122H145V121H143ZM160 122H161V121H160ZM168 122H169V121H168ZM192 122L195 124L194 126H191V124H193ZM224 122L227 124L229 121H228V120H225ZM224 122H223V123H224ZM230 122H231V120H230ZM236 122H237V121H236ZM238 122H239V121H238ZM261 122L263 123V124L261 123V125H264V120L261 121ZM82 123H83V122H82ZM223 123H221L220 125H218L220 128H219V127L217 128V126H216V127L214 126V127L217 128V130L219 129V131H220V129H221V131H222L223 127H224V126L226 127L225 123H224V126H222ZM240 123H241V122H240ZM240 123H239V124H240ZM242 123H243V122H242ZM68 124H69V123H68ZM90 124H91V123H90ZM93 124H94V123H93ZM109 124H111V122H110ZM153 124H155V123H153ZM204 124H203V125H204ZM234 124H235V122H234ZM234 124H233V125H234ZM237 124H238V123H237ZM237 124H236V126H237ZM239 124H238V125H239ZM245 124H246V123H245ZM64 125H65V124H64ZM111 125H112V124H111ZM111 125H110V126H111ZM151 125H152V124H151ZM151 125H150V126H151ZM168 125H171V124H168ZM175 125H176V124H175ZM181 125L184 126V127H182ZM205 125H207V124H205ZM231 125H232V124H231ZM241 125H242V124H241ZM241 125H240V127H241ZM72 126H73V125H72ZM74 126H75V125H74ZM93 126L95 127V125H93ZM146 126L149 127L148 124H147ZM155 126H156V125H155ZM176 126H177V125H176ZM199 126H200V124H199ZM243 126H244V125H243ZM243 126H242V127H243ZM42 127H43V126H42ZM51 127H52V126H51ZM84 127H86V126L84 125ZM87 127L89 128L90 126H87ZM169 127H170V126H169ZM201 127H204V126H201ZM206 127H207V126H206ZM206 127L203 128L205 131H206ZM227 127H228V126H227ZM230 127H231V126H230ZM230 127H229V129H231ZM45 128H46V127H45ZM66 128H67V127H66ZM66 128H65V129H66ZM91 128H92V127H91ZM95 128H96V127H95ZM102 128H103V127H102ZM149 128H150V127H149ZM166 128H167V127H166ZM170 128L172 129V127H170ZM174 128H175V130L177 131V129H176L175 126H174ZM174 128H173V130H174ZM215 128H214V129H215ZM232 128H234V126H232ZM237 128H238V127H237ZM261 128H262V127H261ZM261 128H260V130L263 129L262 132L264 133V126H263L262 129H261ZM58 129H59V128H58ZM157 129H158V128H155V129H153V130H157ZM159 129H160V128H159ZM161 129L164 130L165 127L161 128ZM167 129L170 131L169 128H167ZM167 129H166V130H167ZM235 129H236V128H235ZM235 129H234V131H235ZM62 130H63V129H62ZM62 130H61V132H62ZM80 130H81V129H80ZM92 130H94V128H93ZM92 130H91V131H92ZM95 130H96V129H95ZM113 130H114V129H113ZM146 130H147V129H146ZM153 130H152V131H153ZM168 130H167V131H168ZM193 130H191V131H193ZM223 130H224V129H223ZM225 130H227V129L225 128ZM225 130H224V131H225ZM232 130H233V129H232ZM260 130H259V131H260ZM46 131H47V130H46ZM81 131H82V130H81ZM86 131H87V130H86ZM127 131H128V130H127ZM150 131H151V130H150ZM150 131H149V132H150ZM176 131H175L174 134H176ZM182 131H181V132H182ZM191 131H190L191 134H190V133H189V134H187V133H181V134H182V135H181L182 138H181V137H179V138H181V139L183 140V143H184V144H182L181 142H178V143H181V144L178 145V148H177V149H179V146L182 145V147H181V152L178 154L179 156L177 155L178 157H172V156H171V159H172V158H173V159L170 161L171 163L168 161L170 164H172V162H174V159H175V158H177V159L179 158L180 160L183 161V159H181L182 157L180 158V156L183 155V151H185V150L182 151V149H187V150H188V148L183 147V145L186 146V145H187L186 143H187L188 141L192 142V144H194V141L197 142L196 139H194V141H193V139L191 140V138L189 137V135H191V137H193V138H194L195 134L199 135V136H197V137H200V138H204V136H205V135H204L205 133H204L203 130H202V132H200L199 134L197 133L198 131H200V127H199L198 131H196V132L193 131V133H192ZM212 131H211L212 134H210L211 136L214 134V132H215V133H218V132H219V131L216 132V129L214 130V132H212ZM221 131H220V132H221ZM224 131H222L221 133H223ZM234 131H233V132H234ZM237 131H238V129H237ZM73 132H74V131H73ZM103 132H104V131H103ZM170 132H172V131H170ZM220 132H219V133H220ZM227 132H230V130H227ZM231 132H232V131H231ZM64 133L67 134L66 131H65ZM76 133H77V132H76ZM157 133H158V135L161 134L160 132H157ZM157 133L155 132V134H154V135H156L155 138H157V136H158ZM162 133H164V132H162ZM172 133H173V132H172ZM177 133H178V132H177ZM194 133H195V134H194ZM201 133H202V135H204V136H200ZM238 133H239V132H237V134H238ZM255 133H256V132H255ZM257 133H258V132H257ZM29 134H30V133H29ZM62 134H63V133H62ZM66 134H65L64 136H66ZM70 134H71V133H70ZM79 134L82 136L81 133H79ZM79 134H78V135H79ZM88 134H89L88 136H90L92 133L90 134V132H89ZM113 134H114V133H113ZM165 134H166V133H165ZM165 134H164V135H165ZM178 134H179V133H178ZM183 134H185L187 138H185V136H184ZM193 134H194V136H193ZM228 134H229V133H228ZM230 134H232V137H233V135H236V134H234V133H230ZM230 134H229V136H230ZM253 134H254V133H253ZM84 135H85V134H84ZM84 135H83V136H84ZM100 135H102V134L100 133ZM141 135H142V134H141ZM151 135H152V134H151ZM151 135H147L148 137L146 136V138H151V137L154 136V135H152V136H151ZM176 135H177V134H176ZM258 135H259V134H258ZM262 135H263V134L259 135V137L262 136ZM83 136H82V137H83ZM111 136H112V135H111ZM116 136H117V135H116ZM116 136H115V137L112 136V137H113L115 140H117V139H116ZM149 136H151V137H149ZM172 136H173V134H172ZM213 136H215V134H214ZM217 136H218V135H217ZM217 136H215V137H217ZM237 136H239V135H237ZM263 136H264V135H263ZM86 137H87V135H85V139H84L85 141H86ZM94 137H95V136H94ZM94 137L90 138L89 140H88V138H87V141L91 143L92 141H90V140H94ZM98 137H99V136H98ZM158 137H159V136H158ZM163 137H164V136H163ZM166 137H167V136H166ZM177 137H178V136H176V138L173 137V139H176V140H177ZM209 137H210V136H209ZM209 137H208V138H209ZM234 137H236V136H234ZM234 137L231 138V139H233V141H234V139H235ZM65 138H66V137H65ZM65 138H64V139H65ZM99 138H100V140H101V137H99ZM102 138H103V136H102ZM105 138L107 139V138H109V137H108V136L106 137V135H105ZM105 138H103V140H105L107 143L110 142L111 140H112V141L114 140V139L112 138V139H109V140L107 141ZM121 138H122V141H123V136H121ZM169 138H170V137H169ZM184 138L187 139V141L184 140ZM188 138H189L190 140H188ZM222 138H223V137H222ZM222 138L219 139V140H220V141H222V140H223V141L226 140V141H224V142H227V141H228L227 138H225V139H222ZM240 138H241V137H240ZM71 139H72V138H71ZM97 139H98V138H97ZM151 139H153V142H154V137L151 138ZM151 139H150V141H151ZM159 139H160V137H159ZM170 139H172V138H170ZM170 139H168V140H170ZM198 139H199V138H198ZM217 139H218V138H217ZM65 140H66V139H65ZM103 140H102V143L104 142ZM146 140H147V139H146ZM178 140H180V139H178ZM203 140H204V139H202V141H203ZM208 140H210V138H209ZM208 140H207V141H208ZM219 140H218V142H219ZM235 140H237V139H235ZM112 141H111V143H114V142H112ZM158 141H159V140H158ZM166 141H167V140H166ZM198 141H199V140H198ZM200 141H201V140H200ZM204 141H205V140H204ZM237 141L240 143V140H237ZM106 142H105L104 144H106ZM148 142H149V140H148L147 143H146L147 145H149ZM153 142L151 141V142H150V143H151L150 145H152ZM163 142L166 143V142H165V138H164ZM214 142H215V141H214ZM244 142H245V141H244ZM250 142L252 143L253 140L250 141ZM99 143L101 144V147L103 148L104 145H102L101 141H100ZM154 143H155V142H154ZM157 143H158V142H157ZM159 143H161V141H160ZM159 143H158V144H159ZM188 143H189V142H188ZM202 143H203V142H201V143L199 144V143L197 142V144H199V146H201ZM208 143H209V142H208ZM216 143H217V142H216ZM93 144H94V141H93ZM114 144H115V143H114ZM161 144H162V143H161ZM168 144H169V143H168ZM173 144H174V143H173ZM192 144H191V145H192ZM197 144L195 143V146H196ZM203 144H204V143H203ZM219 144H220V142H219L218 144H216V145H213V146H214L213 148L216 149V150H214V149L212 148V149L210 150V153H211V152H214V156H216L215 153L218 154V156L221 157L223 161H224L225 159L227 160V158H229V156H226V155H229V153H230V159H231V161H229L230 159H228V162H230L229 164H231V165L227 164V161H226V160H225L226 163L224 162V164H225L226 166L229 165L231 168H234V166L236 167L235 164L237 163V161H240V160L242 161V159L239 158V156H238L239 154L242 153V152H240V151H245V152H247V149L249 150V149H250L249 147H252L250 144H249L250 146L247 144V145H248V147H247V146L243 143V144L245 145V148H244V146H243V148L241 149L237 144H235V146L237 145L238 148L241 149V150L239 151L240 153H239V152L237 153V151H238V150H236L237 147L235 148V152H236V155H237V157H236V156L233 155V153L228 152V151H230L231 149H230V150L227 149L228 146L226 147V145H223V144H222V145L224 146V149H225V147H226V149H227L228 151L224 150V151H226V152H224L223 154H220V155H219V153H218L219 150L217 151V147H219ZM254 144H255V143H254ZM84 145H85V144H84ZM84 145H82V147H85ZM174 145H177V144H174ZM191 145L189 144V145H187V146L189 147V146H191ZM206 145H207V144H206ZM217 145H218V146H217ZM239 145H240V144H239ZM6 146H7V144H6ZM10 146H11V145H10ZM12 146H13V145H12ZM51 146H52V145H51ZM86 146H87V143H86ZM170 146H171V145H170ZM172 146H173V145H172ZM193 146H194V145H193ZM195 146H194V147H195ZM202 146H203V145H202ZM216 146H217V147H216ZM253 146H254V145H253ZM21 147H22V146H21ZM161 147H162V146H161ZM164 147H165V146H164ZM208 147H210V146H208ZM215 147H216V148H215ZM56 148H57V147H56ZM67 148H69V147H67ZM89 148H90V147H89ZM105 148H107L106 145H105V147H104V150H105ZM189 148H190V147H189ZM195 148L198 149V146H196ZM238 148H237V149H238ZM246 148H247V149H246ZM46 149H47V148H46ZM48 149H49V148H48ZM52 149H53V147H52ZM62 149H63V148H62ZM91 149H92V148H91ZM160 149H163V148H160ZM166 149H168V148H166ZM170 149H171V147H170ZM174 149H175V148H174ZM196 149H195V150H196ZM206 149H208V148H206ZM219 149H220V148H219ZM222 149H223V147H222ZM222 149L220 150V152L223 151ZM244 149H245V150H244ZM257 149H258V148H257ZM263 149H264V148H263ZM68 150H69V149H68ZM83 150H84V149H83ZM83 150H82V151H83ZM153 150H154V149H153ZM164 150H165V148H164ZM164 150H163V151H164ZM193 150H194V149H192V150L190 149V151H193ZM208 150H209V149H208ZM213 150H214V151H213ZM252 150H253V149H252ZM89 151H90V150H88L87 153H88ZM92 151H93V150H92ZM92 151H90V153H91ZM115 151H116V150H115ZM122 151H123V150H122ZM173 151L176 152V153L179 152V150H177V151H176V150H173ZM197 151H198V150H197ZM201 151H202V149H201ZM204 151H205V149H204ZM250 151H251V149H250ZM261 151H262V149H261L260 151H259V150L257 151V153L260 152V153H258V155L261 154ZM63 152H66V149H65ZM67 152H68V151H67ZM69 152H70V150H69ZM69 152H68V153H69ZM93 152H94V151H93ZM159 152L161 153L162 150H160ZM185 152H187V151H185ZM194 152H195V151H194ZM198 152H200V147H199V151H198ZM232 152H234V149L232 150ZM253 152H254V150H253ZM253 152H251L250 154H252ZM29 153H30V152H29ZM94 153H95V152H94ZM100 153H102V152H100ZM150 153L152 154V150L150 151ZM153 153L155 154V151H154ZM165 153H166V151H165ZM181 153H182V155H180ZM187 153H189V150H188ZM191 153H192V152H190L189 155H190ZM206 153H207V152H206ZM206 153H205V154H206ZM210 153H208V156H209V157H210L211 154H213V153H211V154H210ZM225 153H228V154H225ZM254 153H255V152H254ZM263 153H264V152H263ZM263 153H262V154H263ZM11 154H12V152H11ZM11 154H10V155H11ZM82 154L84 155V153H82ZM91 154H92V153H91ZM154 154H153V155H154ZM170 154H171V153H170ZM184 154H185V153H184ZM195 154L197 155L198 153H195ZM245 154H246V153H245ZM245 154H243V153L241 154V157H242V155H243L244 159H245V156H244ZM250 154H249V155H250ZM255 154H256V153H255ZM42 155H43V154H42ZM71 155H72V154H70V156H71ZM163 155H164V154H163ZM168 155H169V154H168ZM185 155H186V154H185ZM185 155H184V156H185ZM231 155L234 156V157H232ZM253 155H254V154H253ZM24 156H25V155H24ZM70 156H69V157H70ZM93 156H94V158H93ZM93 156H92V158H90V159H92L91 162L93 163L94 167L96 168V171H94L95 169H94L93 171L91 170V168H94V167H93V165H91V164H89V163H88V164L91 166V168H89L88 171H90L91 174H90V172H88V174H90V175H88L87 173H84L83 170L81 171V173L83 172V174H85V175L87 174V175L90 176V177H91L92 174L95 173V172L99 173L98 171H100V169H101V167H100L99 170L97 171V169H98L97 167H99V165H100V164H99V163H100V160H96V159H95L96 156H95L94 154H93ZM184 156H183V157H184ZM186 156H187V155H186ZM186 156H185V157H186ZM211 156L213 157V155H211ZM21 157H22V156H21ZM86 157H89V156H86ZM160 157H161V156H160ZM169 157H170V156H169ZM185 157H184V161H185V163L187 164V161H188V164H189V160H186ZM192 157H193V158H192ZM194 157H195V158H194ZM200 157H201V156H200ZM205 157H206V156H204V158H205ZM226 157H227V158H226ZM231 157H232V158H231ZM235 157H236V158H239L240 160H239V159L236 160ZM243 157H242V158H243ZM255 157H257V154H256ZM263 157H264V155H263ZM23 158H24V157H23ZM41 158H42V157H41ZM45 158H46V156H45ZM45 158H44L43 162L46 161ZM62 158H63V157H62ZM167 158H168V157H167ZM187 158H188V157H187ZM189 158H191V160L193 161L194 159H198V155L195 156L194 153H193V156L190 155ZM246 158H250V157L247 156ZM39 159H40V158H39ZM49 159H50V158H49ZM74 159H75V158H74ZM179 159H178V160H179ZM202 159H203V158H202ZM206 159H207V158H206ZM208 159H209V158H208ZM208 159H207V160H208ZM233 159H235V162H232V161H234ZM244 159H243V160H244ZM16 160H17V159H16ZM18 160H20V159H18ZM41 160H42V159H41ZM58 160H59V159H58ZM68 160H69V158H68ZM70 160H71V158H70ZM70 160H69V162H71ZM88 160H89V159H88ZM94 160H96L97 162L99 161L98 165L95 163L96 161H94ZM159 160H160V158H159ZM165 160H166V159H165ZM168 160H169V159H168ZM175 160H176V159H175ZM180 160H179V161H180ZM191 160H190V164H193V162H192ZM203 160H204V159H203ZM213 160H216V158L213 159ZM247 160H248V159H247ZM254 160H255V159H254ZM254 160H252V161H254ZM5 161H7V160H5ZM47 161H48V160H47ZM56 161H57V160H56ZM84 161H85V160H84ZM102 161H103V159H102ZM102 161H101V162H102ZM113 161H114V160H113ZM153 161H154V160H153ZM155 161H156V160H155ZM166 161H167V160H166ZM201 161H202V160H201ZM241 161H240V162H241ZM245 161H246V160H244V161H242V162L245 163ZM248 161L250 162L251 160H248ZM262 161H263V160H262ZM33 162H34V161H33ZM36 162H37V164L39 163L38 161H36ZM57 162H58V161H57ZM89 162H90V161H89ZM168 162L166 163V165L168 164ZM191 162H192V163H191ZM231 162H232L233 165H234L233 167H232V163H231ZM249 162H248V164H249L248 166H251V164H250ZM16 163H17V162H16ZM28 163H29V162H28ZM53 163H54V162H53ZM94 163H95L96 165H95ZM107 163H108L109 165H111L110 162H107ZM175 163H176V162H175ZM185 163H184V166H185ZM200 163H201V162H200ZM221 163H222V162H221ZM234 163H235V164H234ZM251 163H252V162H251ZM37 164H36V165H37ZM46 164H47V163H46ZM58 164H59V162H58ZM66 164H67V163H66ZM72 164H73V163H72ZM72 164H71V168H72ZM101 164H103V163H101ZM170 164H169V165H170ZM188 164H187V165H188ZM210 164H211V162H210ZM237 164H238V163H237ZM241 164H242V163H241ZM253 164H254V163H253ZM253 164H252V165H253ZM260 164H261V163H259V165H260ZM262 164H263V163H262ZM28 165H29V164H28ZM47 165H48V164H47ZM75 165H76V164H75ZM84 165H85V164H84ZM109 165H108V166H109ZM112 165H113V164H112ZM169 165H167L166 168L169 167ZM174 165H175L176 167H175V166H172V169H173L174 167L177 168V167L180 165L179 167H180V170H181V173H182V169H181L182 166H181V163L179 164V162H178V164H174ZM187 165H186V166H187ZM211 165L214 166V165H215V161H214V164H213V161H212V164H211ZM211 165H210V166H211ZM238 165L240 166V163H239ZM242 165H243V164H242ZM242 165H241V166H242ZM254 165H255V164H254ZM254 165H253V166H254ZM259 165H258V166H259ZM43 166H45V165H43ZM96 166H97V167H96ZM106 166H107V165H106ZM164 166H165V165H164ZM239 166H237L236 168L238 169ZM253 166H251V167H253ZM256 166H257V163H256ZM260 166H261V165H260ZM84 167H87V166H83L82 168H84ZM111 167H112V166H111ZM122 167H123V165H122ZM187 167H188V166H187ZM227 167H228V166H227ZM230 167H229V169H226V167H225V169H224V170H221L220 173H219V174H220V177L218 176V178H219V179H220V178H223V179H220V180L224 181V183L221 185L220 192H216V193L214 194V195H217V193H218L217 196H218L219 199H218V198H215V197H214V199H212V198H213V197H212V198H210L209 200H208V199L205 200V202H207V205L209 204V206L212 205V203H213V205H215L214 203H215V202H216V203L218 202L217 199L220 200V201H219L220 203H218V204H220V205H219V210H217L218 213H217V212H214V214H213V213H212V214L215 215V214L217 213L218 216H216V215H217V214H216L215 217H218V218L221 219V220L223 219L222 217H223L224 215H226V214L229 213L228 215H226V218H229L230 215L233 216L232 214H234V213L236 212L235 210H237V209H235V210L232 209L233 212H232V210H230V205L232 204L231 202H234V201L237 202L236 200H238L237 197H238L239 195H240V197H239V198H240V201H242V200L245 201L244 198L241 197V196H243V197L245 196L244 193H243L244 191H241V190H240V192H241L242 194H239L237 191H236L237 193L234 192V194H233V192H231V191H234V190H233L234 188L232 187V189H230V187H231L233 184L230 185V187H228L229 183H231L232 181H235L234 176L232 177V173L234 174V172L237 171V169L234 171L235 168L231 170ZM251 167H250V168H251ZM36 168H37V166H36ZM41 168H42V167H41ZM57 168H58V167H57ZM114 168H115V166H113V169H114ZM175 168L173 169V171H172V170L169 171L170 173L173 172V173H172V174H173V177H175V176L179 173V171H180V170H178V172H177V169L175 170ZM199 168H200V167H199ZM209 168H211V167H208V170H209ZM250 168H249V167H247V168L244 167V168H242V169H243V170L248 169V171H249ZM257 168H258V167H257ZM29 169H30V168H29ZM73 169H74V168H73ZM73 169H72V170H73ZM108 169H109V168H108ZM108 169H106V170L108 171ZM124 169H125V168H124ZM178 169H179V168H178ZM184 169H185V167H184ZM204 169H205V170H203L204 173H207V171H206L207 167L204 168ZM260 169H261V168H260ZM263 169H264V167L262 168V170H263ZM2 170H3V169H2ZM44 170H45V169H44ZM70 170H71V169H70ZM70 170H69V171H70ZM84 170L86 171V168H85ZM114 170H115V169H114ZM174 170H175V172H174ZM215 170H217V169H214V171H215ZM230 170H231L232 172H230ZM243 170H241V173L243 172ZM251 170H252V169H251ZM37 171H38V170H37ZM73 171H74V170H73ZM73 171H72V173H73ZM190 171H191V170H190ZM212 171H213V170H212ZM218 171H219V170H218ZM218 171H217V172H218ZM248 171H247V172H248ZM40 172H41V171H40ZM86 172H87V171H86ZM100 172H101V171H100ZM109 172L112 173L111 171H108V174H110ZM113 172H114V171H113ZM176 172H177V174H175ZM184 172H185V171H184ZM184 172H183V174H184ZM210 172H211V171H210ZM210 172H209V173H210ZM217 172H216V173H217ZM258 172H259V171H258ZM262 172H263V171H262ZM79 173H80V172H79ZM181 173L179 174L180 176H178V175H177V176H178V177H182V176H181V175H182ZM186 173H187V172H186ZM209 173H207V174L210 175ZM235 173H236V172H235ZM241 173H240V174H241ZM244 173H246V171H244ZM244 173H242V174H244ZM1 174H2V173H1ZM5 174H6V173H5ZM63 174H64V173H63ZM108 174H107V175H108ZM202 174H203V172H202ZM207 174L204 176L205 178L208 177ZM217 174H218V173H217ZM217 174H216L215 176H217ZM219 174H218V175H219ZM237 174H238V172H237ZM237 174H236V175L234 174V175L237 176ZM240 174H239V175H240ZM247 174H248V173H246V175H247ZM68 175H70V174H68ZM71 175H72V174H71ZM75 175H76V174H75ZM80 175H81V176H84V175H82V174H80ZM87 175H86V177H84V178L82 177V178H83V179H85V178L88 179L89 177H87ZM94 175H96V177H97V174H96V173H95ZM107 175H106V177H107ZM165 175H166V174H165ZM239 175H238V177H239ZM246 175H244L243 177H244V178H245V177L247 178V176H249V175H247V176H246ZM81 176H80V178H81ZM98 176H100V175L98 174ZM160 176H161V175H160ZM241 176H242V175H241ZM241 176L239 177L240 179H242ZM46 177H47V176H46ZM101 177H103V176H101ZM161 177H162V179H163V178H164V179L167 178V177L165 178V177H163V176H161ZM204 177H203V178H204ZM230 177H232V178H231L232 180L230 179ZM238 177H237V178H238ZM261 177H262V176H261ZM263 177H264V175H263ZM2 178L6 179L5 177H2ZM8 178H9V180H11L10 177H8ZM47 178H48V177H47ZM65 178H67V177H65ZM71 178H72V177H71ZM78 178H79V176H78ZM94 178H95V177H94ZM99 178H100V177H99ZM108 178H109V177H108ZM110 178H111V175H110ZM110 178H109V180H110ZM205 178H204V179H205ZM210 178H211V180L209 179V180H208L209 182H208V181H205V182H206V183L208 182L209 184H210V183L213 184L215 181L218 180L217 178H214V179H213V176H211ZM237 178H236V179H237ZM4 179H3V180H4ZM12 179H13V177H12ZM105 179H106V178H105ZM105 179H104V180H105ZM164 179H163V180H164ZM179 179H180V178H179ZM188 179H189V178H188ZM191 179H194V177H192ZM191 179H190V180H191ZM215 179H217V180H215ZM229 179H230V180H229ZM240 179H239V180H240ZM249 179H250V176H249L248 180H249ZM81 180H82V179H81ZM106 180H107V179H106ZM116 180H117V179H116ZM166 180H170V179H166ZM198 180H200V179H198ZM202 180H203V179H202ZM202 180L199 181L198 183H201ZM212 180H214V182H213ZM220 180H219V181H220ZM226 180H227V181H226ZM228 180L231 181V182H228ZM243 180H244V179H243ZM243 180L241 181V182H242L241 184H243V185L245 186ZM259 180H261V179H259ZM46 181H47V179H46ZM52 181H53V179H52ZM79 181H80V180H79ZM164 181H165V180H164ZM171 181H172V180H171ZM192 181H193V180H192ZM210 181H212V182H210ZM222 181H220L219 183H218V182H217V183H214L215 185L213 184V190H215V188H216L215 186H217L216 184H219V186H220V183H222ZM245 181H246V180H245ZM26 182H27V181H26ZM83 182H84V181H83ZM85 182H86V181H85ZM168 182H169V181H168ZM176 182H178V181H176ZM205 182L203 183V185L205 184ZM259 182H260V181H259ZM24 183H25V182H24ZM47 183H48V181H47ZM53 183H54V182H53ZM68 183H69V182H68ZM80 183H81V182H80ZM170 183H171V182H170ZM170 183H169V184H170ZM173 183H174V182H173ZM192 183H193V182H192ZM198 183H197V184H198ZM208 183L206 184L207 186H206V185H204V186H205V188H206L207 190H210V191H211L210 188H212V186H211V184L209 185ZM226 183H227L228 185H227ZM232 183H233V182H232ZM103 184H104V181H103ZM117 184H118V183H117ZM166 184H167V182H166ZM166 184L163 183V185H166ZM190 184H191V183H190ZM246 184H247V183H246ZM15 185H16V184H15ZM24 185H25V184H24ZM27 185H28V184H27ZM69 185H70V184H69ZM92 185H93V184H92ZM173 185H174V184H173ZM191 185L193 186L194 184H191ZM208 185H209L210 187H209ZM247 185H249V184H247ZM71 186H72V185H71ZM104 186H106V185H104ZM109 186H110V185H109ZM166 186H167V185H166ZM168 186H170V185H168ZM171 186H172V184H171ZM188 186H189V184H188ZM233 186L235 187V186H237V185H233ZM14 187H15V186H14ZM198 187H199V184H198ZM198 187H196V191H195L196 193H197ZM200 187L202 188L201 190H204V192L206 191V189H205L202 185H200ZM207 187H208V188H207ZM261 187H263V189L260 188V186H259V188H260L261 190H264V186H261ZM9 188H10V187H9ZM22 188H23V186H22ZM22 188H20V189H22ZM33 188H34L33 191H35V187H33ZM109 188H110V187H109ZM187 188H188V187H187ZM203 188H204V189H203ZM236 188H238V186L235 187V189H236ZM4 189H6V188H4ZM11 189L14 190V188H11ZM25 189H26V188H25ZM79 189H81V188H79ZM110 189H111V188H110ZM117 189H118V188H117ZM189 189H190V188H189ZM8 190H10V189H8ZM8 190H6V192H8ZM29 190L31 191L32 188L29 189ZM68 190H69V189H68ZM112 190H115V189L113 188ZM173 190H175V189H173ZM185 190H186V188H185ZM185 190H184V189H183V191L181 190L182 193H183V194H182V193H181V194L183 195L184 199L182 198L181 195H180V197L182 198L181 200H185L186 197H187L186 200H187V203H188V201H189V200H188V196H190V195L185 196L186 193H187ZM193 190H194V189H193ZM237 190H239V188H238ZM24 191L26 192V190H24ZM84 191H85V190H84ZM96 191H97V190H96ZM188 191H191V189L188 190ZM12 192H13V191H12ZM12 192H11V193H12ZM25 192H24V195H25ZM42 192H43V191H42ZM99 192H100V190H99ZM101 192H102V191H101ZM113 192H114V191H113ZM179 192H180V191H179ZM199 192H200V190H199ZM199 192H198V193H199ZM201 192H202V191H201ZM208 192H209V191H207V193H208ZM261 192H262V191H261ZM0 193H1V192H0ZM26 193H27V192H26ZM29 193H30V192H29ZM31 193H32V191H31ZM40 193H41V192H40ZM40 193H39V194H40ZM69 193H70V192H69ZM75 193H76V192H75ZM79 193H80V192H79ZM79 193H78V195H79ZM110 193H111V192H110ZM196 193H194V194H195V196L197 197ZM202 193H203V192H202ZM212 193H213V192H212ZM258 193H259V191H258ZM13 194H15V193L13 192ZM13 194L10 195V196H13V197H14L15 195H13ZM51 194H52V193H51ZM105 194H106V193H105ZM113 194H115V193H113ZM113 194L111 193V195H108V194H106V195H108V196H112ZM179 194H180V193H179ZM184 194H185V195H184ZM191 194H192V193H191ZM194 194H193V195H194ZM236 194H238V196H237ZM20 195H22V194H20ZM20 195H18V197H20ZM26 195H27V194H26ZM45 195H46V194H45ZM81 195H82V193H81ZM118 195H119V194H118ZM176 195H178V194H176ZM206 195H208V194H205V195H203V196H205V198H206ZM235 195H236V196H235ZM257 195H259V194H257ZM257 195H256V197H257ZM261 195L264 196L263 194H261ZM261 195H260V196H261ZM10 196H9V197H10ZM34 196H35V195H34ZM50 196H51V195H50ZM71 196H72V195H71ZM103 196H105V195H103ZM108 196H107V197H108ZM203 196H202V197H203ZM212 196H213V195H212ZM217 196H216V197H217ZM260 196H258V197H260ZM93 197H94V196H93ZM93 197L90 196V199L93 198ZM115 197H116V196H115ZM120 197H121V196H120ZM122 197H123V196H122ZM180 197H178V198H180ZM202 197H201V199H202ZM210 197H211V195H210ZM73 198L75 199V197H73ZM76 198H77V197H76ZM98 198H99V197H98ZM102 198H103V197H102ZM178 198L176 199V198L173 197V201H174V202H177V201H178ZM231 198H232V201H231ZM236 198H237V199H236ZM18 199H19V198H18ZM18 199H17V200H18ZM25 199H26V198H25ZM44 199H45V198H44ZM44 199H43V200H44ZM56 199H58V198H56ZM85 199H86V198H85ZM94 199H95V197H94ZM191 199H192V198H191ZM199 199H200V198H199ZM201 199H200L199 203L202 202ZM203 199H204V197H203ZM245 199H246V197H245ZM258 199H259V198H258ZM19 200H20V199H19ZM36 200H38V199H36ZM91 200H92V199H91ZM169 200H170L169 202H171V199H169ZM176 200H177V201H176ZM179 200H180V199H179ZM260 200H261V199H260ZM32 201H34V200H32ZM57 201H58V200H57ZM62 201H63V198H62ZM62 201H61V202H62ZM67 201H70V200L68 199ZM173 201H172V202H173ZM194 201H195V200H194ZM196 201H197V200H196ZM212 201H213V202H212ZM26 202H27V201H26ZM53 202H54V201H53ZM172 202H171V203H172ZM174 202H173V205H174ZM181 202H182V201H181ZM183 202H185V201H183ZM203 202H204V200H203ZM203 202L201 203L200 206H202V205L204 204ZM235 202H234V203H235ZM56 203H57V202H56ZM56 203H55V204H56ZM70 203H71V202H70ZM75 203H76V202H75ZM171 203H170V204H171ZM178 203H180V202L178 201ZM195 203H196V202H195ZM258 203H259V204H258ZM258 203H256L257 206H258V209H257L258 212H256L255 214H253L254 219H255V216H256V221H254V219L251 217V218H252L251 220H253V221H252V223H250V224H255V226H256L257 228L254 226V229H255L257 232H254V231H253V229H252V228H253V225L251 226L252 228L249 226L250 229H252V231H249L248 229H246L248 226H247V227L245 226V230H248V231H249V234H250L251 232H252L253 234L255 233V235H258V234H259L258 237H259V239H260L262 245H260L259 248H257V247H258L257 243L255 244V243H254L255 241H254L253 239H252V240H253L254 242L251 243L252 241H250L251 239H249L248 242H249V241H250V242H249L248 244L250 245V247H248L249 245H248L247 243H245V241H244V244H243V245H244V246H245V244H246V246L248 245V246L246 247V248H247L246 250L248 251V250H249L248 248H250V250H249L248 253H250V251H251V253L253 254V255H252V254L247 255V257L244 255L245 252H244V254H242V253H243L242 251H244V250H242V251H241V250H240V251H239V250H235V249H237L238 247H239L238 249H241V248H242V249H245L244 246L240 247L242 244L240 243V244H241V245H240L239 243H237V241L239 242L240 238L245 240V239L248 238V236H249V235H247V237H246V236L243 237V235H245V234H247V233L245 232V230L242 229V231H244L245 233H241L242 236L239 237V236L241 235V234L239 235V232H241V228H240V231L238 230L239 232L237 233V236L239 235V236H238L239 238L237 237V241H236L238 247H237L236 244H235L234 247H236V248H235V249H234V247L232 248V249H234V250H232V251H233V252L236 251L238 257H239V255H240V253L242 252L241 255L245 256V257H244V262H243L244 264H262V263H263V262H262V257H263V259H264V203H263L262 201H260V202L258 201ZM52 204H53V203H52ZM72 204H74V203H72ZM77 204H78V203H77ZM77 204H76V205H77ZM87 204H88V203H87ZM182 204H183V203H182ZM182 204H178V205H182ZM184 204H185V203H184ZM192 204H193V202H192ZM218 204H217V205H218ZM246 204H247V205H245V207L247 206V208H248V203H246ZM25 205H26V204H25ZM25 205H24V206H25ZM29 205H30V204H29ZM33 205H34V204H33ZM36 205H37V204H36ZM36 205H35V210H36V208H37ZM38 205H39V203H38ZM56 205H57V204H56ZM173 205L171 204V206H172L171 209L173 208ZM178 205L175 204L174 207H175V206H178ZM185 205H186V204H185ZM185 205H184V207H183V206H178V207H179V210H178V208H176V210H174V211H176V212L179 211L178 213L180 214V212H182L181 210H183V208H185ZM31 206H32V205H31ZM31 206H30V207H31ZM40 206H41V205H40ZM52 206H53V205H52ZM78 206H79V208H80V209H79V208H78V209L81 211V207H83V206H81V205H77V207H78ZM80 206H81V207H80ZM88 206H89V205H88ZM157 206H158V205H157ZM187 206H188V204H187ZM187 206H186V208H187ZM200 206H199V207H200ZM209 206L206 207V205H205L204 208L206 209V208H208ZM215 206H216V205H215ZM215 206H214V207H215ZM233 206H234V205H233ZM11 207H12V206H10V208H11ZM22 207H23V206H22ZM74 207H76V206L73 205L72 208H71V206H70L71 209H69V210H71L72 213H74V212H79V211H77L78 209L76 210L77 207H76L75 209H74ZM84 207H85V206H84ZM84 207H83V208H84ZM89 207H90V206H89ZM182 207H183V208H182ZM210 207H211V206H210ZM240 207H241V205L239 206V208H240ZM243 207H244V206L242 205V210H243ZM245 207H244L245 212H246V211H250V212H251L252 208H251L250 206H249L248 210H246ZM8 208H9V207H8ZM16 208H17V207H16ZM24 208L26 209V207H24ZM24 208L21 209V211L23 212V214H22V212L19 210V211L21 212V214H19V215H21V217H22V219H23V220H20V219H19V220H20V221H19L20 223L18 224L19 226H21V224L24 225V222H27V220L24 219V218H25V217H24V216H25V215H24V214H25V209H24ZM40 208H41V207H40ZM181 208H182V209H181ZM201 208H202V207H201ZM201 208H199L198 211H199V210L201 211L202 209L204 210V208H202V209H201ZM211 208H213V206H212ZM211 208H210V209H211ZM30 209H31V208H30ZM66 209H67V207H66ZM72 209H73V210H72ZM173 209H175V208H173ZM217 209H218V208H217ZM240 209H241V208H240ZM249 209H251V210H249ZM31 210L35 211L34 209H31ZM46 210H47V209H45V211H46ZM82 210H83V209H82ZM115 210H116V209H115ZM177 210H178V211H177ZM208 210H209V209H208ZM242 210H241V211H242ZM29 211H30V210H28V212H29ZM64 211L66 212V210H64ZM64 211H63V215H64ZM88 211H90V210H88ZM172 211H173V210H172ZM174 211H173V212H174ZM194 211H195V210H194ZM200 211H199V212H200ZM212 211H214V210H212ZM215 211H216V210H215ZM228 211H229V212H228ZM234 211H235V212H234ZM237 211H238V210H237ZM243 211H244V210H243ZM243 211H242L241 213H240V212H238V213L244 215ZM50 212H51V211H49L48 213H50ZM69 212H70V211H69ZM90 212H92V211H90ZM90 212H88V213H90ZM118 212H119V211H118ZM126 212H127V211H126ZM173 212H172V213H173ZM176 212H174V213H176ZM184 212H185V210H184ZM209 212H211V211H209ZM209 212H208V213H209ZM30 213L32 214V211H31ZM44 213H45V212H44ZM56 213H57V212H56ZM86 213H87V212H86ZM88 213H87V214H88ZM178 213H177V215H178ZM74 214H75V213H74ZM76 214H77V213H76ZM78 214H79V213H78ZM78 214H77V215H78ZM87 214H86V215H87ZM90 214H92V213H90ZM90 214H88V215H90ZM124 214H125V213H124ZM198 214H199V213H198ZM240 214H237L234 218H236L238 215L240 216ZM27 215H28V214H27ZM47 215H48V214H46V216H47ZM49 215H50V214H49ZM54 215H55V214H54ZM61 215H62V214H61ZM67 215H68V214H67ZM67 215H64V216H67ZM77 215H76V216H77ZM88 215H87V216H88ZM100 215H101V217H103V218L105 217V215H102V214H100ZM100 215H98V216H100ZM195 215H196V213H194V217H195ZM205 215H206V214L201 215V216L206 217L207 215H206V216H205ZM208 215H209V214H208ZM243 215H241V216H243ZM254 215H255V216H254ZM57 216H58V215H57ZM68 216H69V215H68ZM82 216H83V215H82ZM174 216H175V215H174ZM174 216H173V217H174ZM191 216H192V215H191ZM201 216H199V217L201 218ZM209 216H210V215H209ZM227 216H229V217H227ZM239 216L237 217L238 220H239ZM21 217H20V218H21ZM44 217H45V214H44ZM47 217H48V216H47ZM83 217H84V216H83ZM118 217H120V218H124L125 216H124L123 214H118ZM211 217H212V216H211ZM215 217H214V218H211V220L214 219V222L210 220V221H211V223H209L210 226H211L212 223L214 224V223L217 222V223L219 224V221H221V220L217 221V218H216V220H215ZM16 218L18 219L19 216L17 215ZM32 218H33V217H32ZM70 218H71V217H70ZM73 218H74V217H72L71 220H72ZM81 218H82V217H81ZM103 218H102V220H100V221H102V223H100V222L95 223V224H97V225L94 224L95 226L93 225V228H92V223H91L92 221L89 222V223H91V228H90V229H88V228L90 227V225H89V223L86 221L87 223H86V222H85L86 224L84 223V224H85L84 227L86 226V227H85V228H86L85 231L91 230V231L93 232V230L95 231V228H96L97 231H99V228H97V226L99 227V224L101 225V224H104V223H105V224L109 223V222H107V221L105 220L106 218H105V219H103ZM116 218H117V216H116ZM180 218H181V217H180ZM187 218H188V217H187ZM208 218H210V217H208ZM224 218H225V216H224ZM237 218H236V219H237ZM240 218H241V217H240ZM245 218H246V217H245ZM11 219H12V221H10V223L13 224V218H11ZM49 219H51V217H49ZM79 219H80V218H79ZM83 219H84V218H83ZM95 219H96V218H95ZM197 219H198V218H197ZM204 219H205V218H204ZM206 219H207V218H206ZM236 219H235V220H236ZM29 220H30V219H29ZM31 220H32V219H31ZM33 220H34V219H33ZM35 220H36V219H35ZM37 220H38V219H37ZM44 220H45V218H44ZM47 220H48V219H47ZM69 220H70V219H69ZM89 220H92V217H91V219L89 218ZM93 220H94V217H93ZM103 220H104V221H103ZM185 220H186V219H185ZM198 220H199V219H198ZM200 220H201V219H200ZM242 220H243V219H241V221H242ZM247 220H248V219H247ZM0 221H1V220H0ZM15 221H16V220H15ZM22 221H23V222H22ZM40 221H41V220H40ZM60 221H61V220H60ZM75 221H76V220H75ZM77 221H78V220H77ZM82 221H84V220H82ZM82 221H81V222H82ZM94 221H95V220H94ZM94 221H93V223H94ZM97 221H98V220H97ZM105 221H106V222H105ZM174 221H176V220H174ZM193 221H194V218L192 219L191 222L195 224V222H193ZM202 221H203V220H202ZM206 221H209V220H206ZM206 221H203V222H206ZM210 221H209V222H210ZM215 221H216V222H215ZM227 221L229 222L230 220H227ZM227 221H226V223H227ZM241 221H240V222H241ZM2 222H3V221H2ZM28 222H29V221H28ZM28 222H27V224H28ZM66 222H71V221H66ZM81 222H80V223H81ZM103 222H104V223H103ZM110 222L112 223V221H110ZM196 222H197V221H196ZM203 222H202V223H203ZM245 222H246V221H245ZM3 223H4V222H3ZM42 223H43V220H42ZM59 223H60V222H59ZM80 223H79V224H80ZM187 223H188V222H187ZM206 223H207V222H206ZM226 223H224V225H225ZM247 223H248V222H247ZM30 224H31V223H30ZM39 224H41V223L39 222ZM45 224H46V223H45ZM52 224H53V223H52ZM63 224H64V223H63ZM65 224H66V223H65ZM76 224H77V223H76ZM81 224H82V223H81ZM87 224H88V225H87ZM116 224H117V223H116ZM177 224H178V223H177ZM198 224H200L199 221H198V223L196 224V226L194 225L195 228H198V227H197ZM207 224H208V223H207ZM207 224L204 225V223H203V226H207ZM209 224H208V226H209ZM222 224H223V223H222ZM227 224H229V223H227ZM242 224L245 225L244 223H242ZM42 225H44V224H42ZM53 225H54V224H53ZM58 225H59V224H58ZM108 225H110V224H108ZM201 225H202V224H201ZM201 225H199V226H200L199 229L201 228ZM247 225H248V224H247ZM7 226H8V224H7ZM7 226H6V227H7ZM11 226H12V225H11ZM25 226H28V225L25 224ZM45 226H46V225H45ZM72 226H73V229H71V230L74 231V229H75L74 224H73ZM76 226H78V225H76ZM87 226H88V227H87ZM105 226H106L105 228L108 227L107 225H105ZM168 226H169V225H168ZM177 226H178V225H177ZM182 226H184V225H181V227H182ZM214 226H215V225H214ZM228 226H229V225H228ZM238 226H240V223H239ZM0 227H1V226H0ZM46 227H47V226H46ZM48 227H49V226H48ZM54 227H55V226H54ZM59 227H61V226L59 225ZM59 227H58V228H59ZM112 227H113V229H114V225H112ZM112 227H111V225H110V228H111L110 231H112ZM175 227H176V226H175ZM186 227H187V226H186ZM223 227H224L225 230L227 231L226 234L228 235V234H229V232H228L229 229L227 230V229H226L227 227H225V226H223ZM229 227H230V226H229ZM243 227H244V226H243ZM243 227H242V228H243ZM25 228H27V227H25ZM43 228H45V227H43ZM77 228H78V227H76V229H77ZM103 228H104V225H102V227H100V229H103ZM108 228H109V227H108ZM108 228H107V229H108ZM120 228H121V227H120ZM120 228H119L118 231H121ZM195 228H194V231H196ZM209 228H210V227H208L207 229H209ZM0 229H1V228H0ZM36 229H37V228H36ZM46 229H47V228H46ZM55 229H56V228H55ZM92 229H93V230H92ZM185 229H186V228H185ZM20 230H23V228H22V229H19V231H20ZM29 230H30V229H29ZM56 230H58V229H56ZM69 230H70V229H69ZM80 230H81V229H80ZM80 230H79L78 232H80ZM82 230H84V229H82ZM105 230H106V229H105ZM108 230H109V229H108ZM176 230H178V229L176 228L175 231H176ZM183 230H184V229H183ZM191 230H192V228H191ZM191 230H189V232H190ZM203 230H204V228H203ZM203 230H202V228H201V229H200L201 232L199 231V233H202ZM220 230H222V229H219L218 231H215V232L212 234L213 237H214V236H217V237H218V236H219V237L222 236L221 233H220V232H221ZM225 230H224V232H226ZM19 231H18V232H19ZM41 231H42V230H41ZM45 231L47 232V230H45ZM75 231H76V230H75ZM91 231H89V232L91 233ZM97 231H96V232H97ZM100 231H104V230H100ZM114 231H115V230H114ZM114 231H112V232H114ZM194 231H193L192 234L195 233ZM219 231H220V232H219ZM222 231H223V230H222ZM258 231H259V233H258ZM12 232H13V231H12ZM42 232H43V231H42ZM46 232H44V234H45ZM49 232H50V231H49ZM52 232H53V230H52ZM58 232H59V231H58ZM58 232H56V233H58ZM68 232H69V231H68ZM71 232H72V231H71ZM104 232H106V231H104ZM112 232H110V233H112ZM178 232H179V231H178ZM216 232H217V234L220 233V235H219V234L217 235ZM6 233H10V232H6ZM14 233H16V230H15ZM23 233H26V232H22V233H20V236H21V235L24 236ZM60 233H61V232H60ZM121 233H122V232H121ZM176 233H177V232H176ZM185 233H187V232H185ZM199 233H197V234H199ZM206 233H207V232H205V235L207 236L209 233H208V234H206ZM210 233H211V232H210ZM68 234H69V233H68ZM73 234H74V233H73ZM105 234H107V233H105ZM105 234H101V235L98 234V238H99V235H100V238H101V236H102V239H103L104 237H106ZM118 234H119V233H118ZM197 234H196V235H197ZM226 234L223 233L224 238L227 237ZM12 235H13V234H12ZM15 235H18V233H17V234H14L13 237H14ZM27 235H28V234H27ZM31 235H32V234H31ZM55 235H56V234H55ZM85 235H86V234H85ZM103 235H104V236H103ZM119 235H120V234H119ZM178 235H179V234H178ZM189 235L191 236V234H189ZM196 235H195V236H196ZM203 235H204V234H203ZM203 235H202V236H203ZM205 235H204V236H205ZM225 235H226V236H225ZM2 236H3V235H2ZM52 236H54V235H52ZM52 236H51V237H52ZM59 236H60V235H58V237H59ZM89 236H91V235H89ZM89 236H88V237H89ZM96 236H97V235H95V236L93 235V237H96ZM107 236H108V238H109V236H111V235H107ZM115 236H116V235H115ZM172 236H173V235H172ZM183 236H184V235H183ZM198 236H199V235H198ZM198 236H196V237H197V238H200V237H201V236H200V237H198ZM206 236H205V237H206ZM6 237H7V235H6ZM46 237H48V236H46ZM51 237H50V238H51ZM55 237H56V236H55ZM58 237H56V238L58 239ZM70 237H71V236H70ZM83 237H84V236H83ZM83 237H81V238H83ZM117 237H119V239H120V236H117ZM213 237L211 236L210 239H211V238L213 239ZM1 238H2V237H1ZM3 238H4V237H3ZM18 238H20L19 235L17 236V239H18ZM22 238H24V237H22ZM31 238H32V237H31ZM113 238H114V237H113V235H112V236H111V240H112ZM121 238H122V235H121ZM184 238L186 239V238H188V237L186 236V237H184ZM191 238H193V237H191ZM197 238H195V240H196ZM208 238H209V237H208ZM208 238H206V239H208ZM221 238H222V237H221ZM221 238H220L221 242H222V240L224 241V239H221ZM7 239H8V247H10L12 244H11V241H10L9 238L1 239V240H0V245H1V241H2V240L5 241V240H7ZM57 239H56V240H57ZM59 239H60V237H59ZM62 239H64V241H65V240H66V236H65V237L63 236ZM84 239H85V238H84ZM89 239H90V237H89ZM214 239L216 240L215 237H214ZM217 239L219 240V238H217ZM238 239H239V240H238ZM27 240H28V239H27ZM47 240H48V239H47ZM51 240H53V239H51ZM74 240H75V239H74ZM80 240H81V239H80ZM92 240H93V239H92ZM95 240H96V239H94V241H95ZM111 240H110L109 242H111ZM186 240H187V239H186ZM190 240L193 241L194 239H193V240H192V239H189V241H190ZM200 240H201V239H200ZM225 240H226V239H225ZM256 240H257V239H256ZM12 241H14V240H12ZM30 241H31V240H30ZM30 241H29L28 243H31V242H32V241H31V242H30ZM53 241H54V240H53ZM59 241H60V240H59ZM59 241H58V242H59ZM66 241H67V240H66ZM81 241H83V240H81ZM86 241H87V240H85V242H86ZM113 241H117V240H116V239H115V240L113 239ZM113 241H112V242H113ZM118 241H119V240H118ZM181 241H182V240H181ZM196 241H197V240H196ZM196 241H195V242H196ZM213 241H214V240H213ZM246 241H247V240H246ZM5 242L7 243V241H5ZM34 242H36V241H34ZM41 242H42V241H41ZM70 242H72V240H71ZM79 242H80V241H79ZM90 242H91V241H90ZM103 242H104V241H103ZM109 242H108V244H110ZM112 242H111V243H112ZM193 242H194V241H193ZM193 242H192V243H193ZM203 242H204V241H203ZM203 242H202V243H203ZM209 242H211V241H209ZM214 242H215V241H214ZM217 242H218V241H217ZM219 242H220V241H219ZM219 242H218V243H219ZM240 242H241V240H240ZM6 243H5V244H6ZM32 243H33V242H32ZM59 243H60V242H59ZM83 243H84V242H83ZM92 243H93V242H91V243H89V244L92 245ZM94 243H95V242H94ZM94 243H93V244H94ZM100 243H102V242H99V243L97 242V244L95 243V245L100 246V245H101ZM192 243H191V245H192ZM211 243H213V242H211ZM250 243H251V244H250ZM259 243H260V242H259ZM18 244H19V243H18ZM18 244H17V245H18ZM20 244H21V243H20ZM73 244H75V243H73ZM80 244H81V245H79V244H78V245H79L80 247H82V243H80ZM89 244H87V245H89ZM104 244H105V247L107 246L108 249H107V248H106V249L109 251V252L106 251V252H108L107 254H109V255L112 254V253H110V252H111L112 249L115 248V247L112 246V245L109 246V245H107V243H104ZM117 244H118V243H117ZM117 244H113V245H117ZM119 244H120V243H119ZM119 244H118V245H119ZM193 244L195 245L196 243H193ZM200 244H201V243H200ZM205 244H206V243H205ZM207 244H209V243H207ZM252 244H253V245H252ZM254 244L257 245V246H254ZM9 245H10V246H9ZM30 245H31V244H30ZM71 245H72V244H71ZM71 245H69V246L71 247ZM187 245H189V242H187L186 246H187ZM213 245H215V244H212V246H213ZM216 245H217V243H216ZM221 245L224 246V244H221ZM239 245H240V246H239ZM251 245L253 246L254 250H252V246H251ZM14 246H15V248L17 247L16 245H14ZM31 246H33V245H31ZM53 246H54V245H53ZM56 246H57V245H56ZM98 246H97V247L95 246V248L98 249ZM102 246L104 247L103 244H102ZM102 246H100L101 249H102ZM108 246H109V247H108ZM119 246H121V245H119ZM178 246H179V245H178ZM184 246H185V245H183L182 247H184ZM210 246H211V245H210ZM222 246H221V247H222ZM2 247H3V245L0 246V248H2ZM58 247H60V246H57V248H58ZM73 247H74V246H73ZM76 247L78 248L77 244H76L75 248H76ZM195 247H197V245H196ZM195 247H194V248H195ZM208 247H209V246H208ZM218 247L221 248V247H220V244H218L217 247H215V248H218ZM243 247H244V248H243ZM255 247H256V248H255ZM4 248H6V245H5ZM4 248H3V249H4ZM11 248H13V245H12V247H10V249L6 248V251L9 252L10 256H9L7 262H5V261H6L5 258L3 259V260H5V261H3V262H5V263H10V260H11L10 258L13 257L12 260H11V261H12L11 263H13V264H17V262H20V261H22V260L15 262V261L13 260V259H14V256H11V255L14 253L13 255H15V257L17 256V258H18L19 256H22V254L19 253V252L17 253V251H19V250L16 251L15 248H13V249H11ZM19 248H20V247H19ZM30 248H31V247H30ZM32 248H33V247H32ZM35 248H36V247H35ZM47 248H48V247H47ZM53 248H54V247H53ZM62 248H63V247H62ZM62 248H60V249L58 248V252H59V250H60V252H61V251L63 250ZM82 248H83V247H82ZM84 248H86V249L89 250V249H90V246H88V247H84ZM95 248L92 246L90 252L92 251V253H94L93 249H95ZM123 248H124V247H122V248L120 247V250L123 249ZM184 248H185V247H184ZM197 248H199V249L201 250V247H200V246L197 247ZM219 248H218V249H219ZM3 249H2V251H3V252H2L3 255L1 254L2 257L0 256V261H1V262H2V258L4 257V251H5V250H3ZM7 249H8V250H7ZM36 249H37V248H36ZM61 249H62V250H61ZM72 249H73V248H72ZM78 249H79V248H78ZM78 249H75V250L78 251ZM86 249H85V250H86ZM109 249H111V250H109ZM116 249H119V247H118V248L116 247ZM199 249H198V250H199ZM202 249H203V248H202ZM204 249H205V248H204ZM204 249H203V250H204ZM206 249H207V251H208V250H215L214 247H211L210 249H209V248H206ZM218 249H217V250H218ZM14 250H15V252H14ZM120 250H119V251H120ZM217 250H216V251H217ZM224 250L226 251V254H225V255L228 254L227 256H229V255L232 254V252H231V254H230V253H227V252H228V251H227V248H225ZM80 251H82V250H80ZM99 251H100V249H99ZM113 251H115V250L113 249ZM184 251H185V249H184ZM184 251H183V252H184ZM190 251H191V250H190ZM201 251H202V250H201ZM207 251H206V252H207ZM216 251H215V252H216ZM220 251H221V249H220ZM238 251H239V253H238ZM247 251H246V252H247ZM253 251H254V252H253ZM11 252H13V253H11ZM74 252H75V251H74ZM82 252L84 253V255L87 254V256H84V255H83L84 258L86 257V258H85L86 260L90 259V257L92 258V256L88 257V255H90V254H89V253H86L87 250H86L85 252H84V251H82ZM95 252H96V249H95ZM106 252H105V250L103 249V251L101 250L100 252H97V253H95V254H99V255L102 254V255H104V256H105V255H106V256H109V255L106 254ZM115 252H116V251H115ZM192 252H194V251H192ZM208 252H209V251H208ZM229 252H230V251H229ZM61 253H62V252H61ZM63 253H64V252H63ZM85 253H86V254H85ZM104 253H105V254H104ZM121 253H122V252H121ZM124 253H125V252H124ZM184 253H186V251H185ZM217 253L220 254V252H218V251H217ZM16 254H17V255H16ZM19 254H20V255H19ZM27 254H28V253H27ZM27 254H26V255L23 254V256H24V255L27 256ZM64 254H65V253H64ZM75 254H76V253H75ZM95 254H94V255H95ZM113 254H114V253H113ZM113 254H112V255H113ZM189 254H190V252H189ZM189 254H188V255H189ZM211 254H212V253L210 252V253H209V256H212ZM215 254H216V253H215ZM215 254H214V255H215ZM218 254H216V255L218 256ZM99 255H98V256H99ZM115 255H116V256H117V255H120V253H119V254H116V253H115ZM182 255H183V254H182ZM185 255H186V254H185ZM185 255H184V256H185ZM190 255H191V254H190ZM190 255H189V256H190ZM193 255H196V254L194 253ZM214 255H213V256H214ZM216 255H215V256H216ZM220 255H222V253H221ZM225 255H224V257H227V256H225ZM237 255H235L234 257L236 258ZM28 256H29V255H28ZM59 256H60V255H59ZM81 256H82V255H81ZM95 256H97V255H95ZM104 256H103V257H104ZM124 256H125V255H124ZM126 256H128V255H126ZM189 256H187V257H189ZM201 256H202V255H199L198 257H200V258H197V260H198V259H202L203 257H201ZM205 256H207V258H209L208 254H205ZM205 256H204V258H205ZM232 256H233V255H232ZM232 256H231V257H232ZM29 257H30V256H29ZM64 257H65V256H64ZM110 257H112V256H110ZM219 257H221V256H219ZM231 257H230V258H231ZM234 257L231 258V259H232V263H233V264H239L240 261H239V263H238V261H236L237 258H236L235 261H234V260H233ZM17 258H16V259H17ZM20 258H22V257H20ZM20 258H19V259H20ZM66 258H67V254H66ZM71 258H73V257H71ZM81 258H82V257H81ZM96 258H98V257H96ZM96 258L94 257V258H92V259L96 261ZM184 258H185V257H184ZM192 258H193V257H192ZM230 258H229V259H230ZM9 259H10V260H9ZM64 259H65V258H64ZM67 259H68V258H67ZM121 259H122V258H121ZM216 259H219V258H216ZM221 259H222V260H221ZM221 259H219V260H221V262H222V261L224 260L223 255H222V258H221ZM226 259H227V258H226ZM226 259L223 261L225 264H226V262H227ZM239 259H241V257H239L237 260H239ZM123 260H124V257H123ZM197 260H196V259L193 260L194 262H192V263L195 264V261H197ZM202 260H203V259H202ZM205 260H206V259H205ZM214 260H215V257H213L212 260H209V259H208V261H211V262L214 261ZM219 260H218V262H219ZM74 261H75V260H74ZM126 261H129V260H126ZM206 261H207V260H206ZM216 261H217V260H216ZM241 261H243V260H241ZM1 262H0V263H1ZM86 262H87V261H86ZM106 262H107V261H106ZM106 262H103V264L106 263ZM121 262H122V261H121ZM130 262H131V263H130ZM130 262H129V264H133L132 257H131V259H130ZM187 262H189V261H187ZM211 262H209V263L203 262V264H211ZM236 262H237V263H236ZM22 263H23V262L18 263V264H22ZM29 263H30V262H29ZM56 263H57V262H56ZM75 263H76V262H75ZM97 263H98V262H97ZM111 263H112V262H111ZM123 263L126 264L125 262H123ZM123 263H122V264H123ZM190 263H191V262H190ZM190 263H189V264H190ZM196 263H198V264H202L201 262H200V263H199V262H196ZM214 263L217 264V262H214ZM214 263L212 262V264H214ZM229 263H230V260H229ZM241 263H242V262H241ZM27 264H28V262H27ZM79 264H80V263H79ZM218 264H219V263H218ZM220 264H221V263H220ZM263 264H264V263H263Z\"/></svg>",
	"mask_w": 264,
	"mask_h": 264
},
{
	"label": "crops",
	"instance_id": "crops-1",
	"mask_svg": "<svg viewBox=\"0 0 264 264\" xmlns=\"http://www.w3.org/2000/svg\"><path fill=\"white\" fill-rule=\"evenodd\" d=\"M17 126H18L17 122H9V121H5V120L3 122H0V128H2V129L12 130V129H16ZM0 139L3 140V142H2L3 143V149H2V152L0 154V161H1V167L3 169L2 170L3 176L0 177V186H2L4 188H7V186H10V185H13V186L17 185V186H20V188H22V186H23V188L24 189L26 188L27 191H30L29 189L32 188V190H31L32 193L30 192V195L25 197L26 199L25 198H20L19 204H18V206H16L17 208L14 207L13 209H10V208H7L6 206H4L3 210H0V220H1L0 221V226H1L0 227L1 228L0 229V240L4 239V238L5 239L9 238L10 241H11V244L17 245L19 243L17 245L18 249H16L14 245H13V248H15L16 251L19 250V251H17V253L18 252L21 253L22 256H19L17 258V256L15 257V255H13L14 253L11 252V253H13L11 256H14L13 260L15 262H17L20 259L24 258V263H22V264H27V262L28 263L30 262L31 264H49L50 259H49V256H47V251H45L46 252L45 254L43 252H42V254H39V246H40V244H39V232H38L39 231L38 226L40 225L39 222L41 224H45V223L47 224L48 222H43L42 223V220L44 221V218L43 217H38L36 215L37 214L38 205H36V203H35V205L37 206V208L35 210V205L33 207V203L36 200V198H38L41 194H44V196H46L45 194L53 192L59 186H62V184L59 183V182L57 183V180H56L54 175H51V174L42 175V174H40L39 170L38 171H34V173H33L31 170H28L30 168V166L33 165L32 163H28L29 165L28 164L25 165L24 162H22L20 154H14V153L11 154L12 145L16 144L21 139V137L19 135L8 133V135L6 136V133H4V136L1 137ZM6 144H7V146H6ZM18 159H20V160H18ZM5 160H7V161H5ZM2 177H5L6 179H4ZM8 177H10L11 180H9ZM12 177H13V179H12ZM46 179H47L48 183H47ZM52 179H53V181H52ZM33 187H35V191H33V189H34ZM32 200H34V201H32ZM24 207H26V209ZM23 208L25 209V212L30 210V212L32 211L33 214H35V215L30 213L32 216L29 218L30 219L29 222L26 219L28 224H27V222H24V225L21 224V226H19L18 225L20 223L19 221L23 220L21 215H19V214H21V212H22L21 209H23ZM30 208L34 209L35 212L33 210H31ZM17 215L19 216L18 219L16 218ZM11 218H13V224L10 223V221H12ZM7 224H8V226H7ZM25 224L28 225V226H25ZM15 225L19 226V229L23 228V230L19 231V229H18L19 232L17 231V233H18V235L20 237L18 239H17L18 235H15L13 237L14 234H17V233H14L15 230H16ZM25 227H27V228H25ZM6 232H10V233H6ZM22 232H26V233H23L24 236H22V235L20 236V233H22ZM6 235H7V237H6ZM22 237H24V238H22ZM41 239H43V241H44L46 239V237L43 235L41 237ZM12 240H14V241H12ZM5 241H7V243ZM5 241H3V240L1 241V245L0 246L3 245V247L0 248V256H1V254L3 255L2 249L5 247V245H6V248H8V249H10V247H12V245L11 246L9 245L10 247H8V239L5 240ZM29 241L31 243H28ZM34 241H36V242H34ZM30 244L33 245V246H31ZM6 248L3 249V250H5L4 251V257L2 258V262L0 261L1 262L0 264H13V263H11L12 262L11 260H12L13 257L10 258L11 260L9 259L10 263H5V262L8 261V258L10 256L9 252L6 251ZM13 248H11V249H13ZM15 250H14V252H15ZM23 254H25V255L27 254V256H25V255L23 256ZM20 257H22V258H20ZM4 258L6 259V261L3 260ZM3 261H5V262H3ZM21 262H23V260Z\"/></svg>",
	"mask_w": 264,
	"mask_h": 264
}]
</instances>
